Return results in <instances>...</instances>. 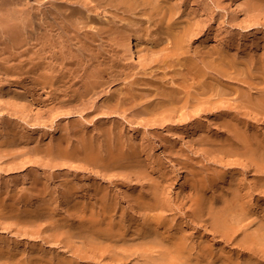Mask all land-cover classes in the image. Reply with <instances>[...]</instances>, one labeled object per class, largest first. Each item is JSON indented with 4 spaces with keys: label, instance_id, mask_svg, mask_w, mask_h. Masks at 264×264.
<instances>
[{
    "label": "bare ground",
    "instance_id": "6f19581e",
    "mask_svg": "<svg viewBox=\"0 0 264 264\" xmlns=\"http://www.w3.org/2000/svg\"><path fill=\"white\" fill-rule=\"evenodd\" d=\"M29 0H2V8L0 9V69L3 68V72L6 74V75H10L12 72H15L14 68L13 67H8V62L11 60V58H16V56L18 55H15L16 53L13 52V51H16L18 49H25L26 50V53L29 54V51L32 52L31 50L34 49L36 47V45L39 46V48L37 49H40V53H44L43 51H48V49L50 50H53L54 51V54H53V58L54 60L56 59H60L61 60V64L59 62H53L50 61V62H41V60H46V58L44 56V58L40 57L39 53H33L32 55H28V58L29 60H27L26 58V61H28V63L32 65V69H28V72L31 71L33 74H34V77H31L33 80L32 82H34V85L37 86H40V89H43V90H46V92L48 91L47 89H50V91L56 93L57 95H61L63 94L64 96L66 95L67 97L66 98H62L60 99L61 101V105L64 104L66 106L68 105H72V107L74 106L77 107L79 104L83 105L82 103L85 104V100L88 98V97H92L93 95H99L100 92H102L104 89H106L109 81L108 80H105V73L107 72V69L106 67L103 65V66H100L99 68H95V64H88V62L86 64H84L85 62H82L83 63V67L81 66L82 64H80L79 62L80 61H85L86 58L88 59L90 55H92V53L89 55V52L91 51V49H93V46L96 42L97 45H99L100 47L98 48H103L105 43L103 42V39L101 37H103V33L106 32V33H111L112 36L114 34H116V32L118 31V33L115 35H120L122 34L123 32L125 33V31H123L121 28L119 27H116L115 28V25L114 27L112 28H105L104 26H100L101 28V32L100 33V30H98L97 32L93 31L94 30V27L90 24L89 26H92V27H88L86 28L84 25L86 24L88 26L89 22H92V19L93 18H90L88 15V13L86 14L87 16L83 17V11L87 12L88 10H94L95 14L97 15L96 17H98V21H103L102 24L101 22H99L100 25H105L103 24L104 21H105V17L103 16V12H104V8L102 7L101 5V2H108L109 4V7H112L113 9H115V12H118L120 15L121 14H129V16H132V19L131 21H134V24L137 23L135 21H137V19H143V21H148L150 22V25L151 23L154 24L155 22H153L154 20H156V17L157 19L159 18V24L158 26H160L161 28V32L163 33L162 35H164V39L163 41H171L170 43H173V48L175 47V52H172L173 55L171 56H174V55H177V61L179 63V69H178V72L176 73L177 75V79L174 78V80H168L170 78H168L167 80L168 81H164V79H166L165 77H163L164 79L161 78V80H159L158 82H154L152 79V82L153 83H148L146 84L145 88L147 87V89H143L141 90L142 88H140L139 90H141V92H143V96L139 98V93L137 92L138 91V88H137V91H134L135 93H138V95H136L135 93H133V89H130L129 92L127 93H123V96H120L119 99H116V93L115 95L113 96H110L108 98H106L103 102V105L104 107H116V109L120 108V106H122L123 104H128V103H134V107H140L141 109H137L139 110L138 112V115L137 117L140 115L141 116H145L146 118L149 116H152L155 118L156 116V121L159 119H161L164 124L166 122H168V120H184L185 118H187V115L189 114L187 111H189L190 113L192 111H202L203 109H215L216 112H218L219 110H226V113L227 116L225 115V117L223 116H217L216 119H215V123L218 125H222L224 126V128L226 127L227 130L229 131V133H231V135L233 136L232 138V142H227V144H225L222 148L221 151H223L224 153L226 154H229L231 155L232 154V159L233 157L236 158V156L238 157H243V159H241V162L243 163L244 161V158H246L249 162L251 163V165L253 164L254 166L257 167V174H264V138L262 137V134H261V131L259 132L256 128V125L253 127V125H251L252 123L249 121L252 119L253 116H258V115H263L264 114V91L260 94V92L258 94H260L259 96H250V95H246V92L243 91L242 88V83L243 81H240V77L242 76V67H243V64H242V60H244V56L241 55L242 60L239 62H236V59H234L235 55L236 54H233L231 55V50L229 51L228 50H225L224 47H222L221 49H215V50H212V52H210V56L215 54L213 57L215 58H211L212 60L210 61L209 59H206L205 57L202 58V54L199 53V55L201 54V58H199L200 56L198 55V57L191 55L190 53V48H189V35H190V29H191V23L190 21L188 22L186 18H188L187 16L185 15H188L187 13L184 15L183 14V9L181 7H179L180 5V2L181 0L179 1V5L176 4L175 0H84L81 1V0H75V3H77L79 6V8L82 9V11L80 10V12L82 14L81 15V18H77V16L75 18L73 17H70L69 16H66V15H63L61 10L58 9L57 7H53V11H50V10H46L45 9V12L40 15H35L34 13L32 12H29L30 14H27L28 12L26 11V6L25 7V4L28 3ZM37 2H40L41 0H36ZM258 2H260L259 0H256ZM31 2V1H29ZM184 2V0H183ZM182 2V3H183ZM186 2V1H185ZM250 2V1H249ZM253 2V1H252ZM255 2V1H254ZM253 2V3H254ZM264 2V1H263ZM1 3V4H2ZM47 3V1L45 2ZM262 4V3H261ZM32 5L31 3H29V6ZM104 5V4H103ZM33 6V5H32ZM57 6V5H55ZM181 6V5H180ZM251 6V5H250ZM262 6V5H261ZM19 7H21V9H18ZM52 7V6H51ZM184 7V6H183ZM249 7V6H247ZM255 8H257L258 6H254ZM28 8H31V7H28ZM57 8V9H56ZM251 8V7H249ZM263 8V6H262ZM261 9V8H259ZM79 12V11H78ZM77 12L78 16H79V13ZM53 13H55L53 15ZM117 13V14H118ZM90 14V12H89ZM76 15V14H75ZM184 15V16H183ZM190 15V13H189ZM57 16V17H56ZM115 16V15H114ZM92 17V16H91ZM104 17V18H103ZM128 17V16H127ZM131 18V17H130ZM129 18V19H130ZM44 19H48V23L47 21H45ZM145 19V20H144ZM59 20V21H58ZM95 20V19H94ZM118 20V18H117ZM128 20V19H127ZM47 24H46V23ZM107 22V21H106ZM121 23V20L119 18V21ZM133 24V23H132ZM81 25H83L84 28H86V30L82 33L80 32L81 29H77V27ZM126 25H128L126 23ZM157 25V24H155ZM99 26V25H98ZM106 27H110L109 25H105ZM117 26V25H116ZM129 27H131L132 25L129 24L128 25ZM152 26V25H151ZM154 26V25H153ZM97 27V26H96ZM121 27V26H120ZM149 27V26H148ZM156 27V26H155ZM98 28V27H97ZM154 28V27H153ZM159 28V27H158ZM158 28H155L157 29V31L160 29ZM124 29V28H123ZM140 30V29H139ZM149 30V29H148ZM154 30V29H152ZM78 31V32H77ZM127 31V30H126ZM130 31V30H129ZM128 31V32H129ZM144 31V29L142 30ZM151 32V30H149ZM155 31V30H154ZM57 32V33H56ZM141 32V30H140ZM147 32V30L145 31ZM153 32V31H152ZM72 33V34H70ZM123 33V34H124ZM149 33V32H148ZM155 33V32H154ZM153 33V34H154ZM159 34V32H156ZM35 34L37 36H35ZM100 34V36H99ZM123 34H122V37H123ZM128 34V33H127ZM143 34V33H142ZM151 34V33H150ZM148 34V35H150ZM151 34V35H153ZM58 35V39L55 37H57ZM98 35L99 38H101L100 40H96V42H94V39L93 38L94 36ZM103 35V36H101ZM106 35V34H105ZM126 34H124L125 36ZM147 35V37H149ZM150 35V36H151ZM110 35V37H112ZM154 36V35H153ZM157 36V34L155 35V37ZM35 37V38H34ZM97 37V36H96ZM105 37V36H104ZM109 37V36H108ZM109 37V38H110ZM120 37V39H112L111 38V44L113 45V43L115 45H117V48L119 51H121V59H126L127 61H129L128 63H122L121 64V61H119L116 66L121 70V69H126L129 65V63H136L138 60L141 59V56L139 54V52L143 49V47H146L148 46L146 44V41L145 39L143 40V37L140 33H138V31H134L132 32L131 30V33L127 36H125L124 38ZM152 37V36H151ZM161 39L163 38V36H160ZM98 38V37H97ZM106 38V37H105ZM104 38V39H105ZM119 38V36H118ZM153 38V37H152ZM157 38V41H161L160 39L158 40V37ZM148 39V38H147ZM155 39V38H154ZM106 40V39H105ZM108 41V40H107ZM152 41L154 40H150V37H149V41L150 44H154L152 43ZM164 41V42H165ZM155 42V41H154ZM159 43V42H157ZM166 43V42H165ZM109 44V45H111ZM156 44V43H155ZM161 44V43H160ZM150 45V46H151ZM158 46V44H156ZM168 45V44H167ZM171 45V44H170ZM96 46V45H95ZM94 46V47H95ZM107 44L105 45V48H106ZM149 46V47H150ZM154 47V46H153ZM163 47V46H162ZM217 47V46H216ZM228 47V46H227ZM32 48V49H31ZM96 48V47H95ZM147 48V47H146ZM152 48V46H151ZM156 47H154L155 49ZM154 49H152L154 51ZM166 49V48H165ZM227 49V48H226ZM49 50V51H50ZM104 50V49H103ZM163 50V49H162ZM48 51V52H49ZM52 51V52H53ZM164 51V50H163ZM167 51V50H165ZM6 52H9L10 55L12 56L10 59L8 60H4V57L3 55L6 53ZM19 52V51H17ZM22 52V51H21ZM20 52V53H21ZM25 52V51H24ZM37 52H39V50H37ZM51 52V51H50ZM162 53V51H160ZM15 53V54H14ZM26 53L25 56L26 57ZM160 53V54H161ZM166 53V52H165ZM195 53V52H194ZM212 53V54H211ZM18 54V53H17ZM49 54V53H48ZM51 54H49L51 56ZM197 54V53H196ZM20 55V54H19ZM48 56V55H47ZM49 56V57H50ZM160 56V55H159ZM170 56V54H169ZM204 56V55H203ZM209 56V55H208ZM247 56V55H246ZM24 57V58H25ZM50 57V58H52ZM166 57V56H165ZM164 57V59H166ZM207 57V56H206ZM49 58V59H50ZM92 58V57H91ZM160 58V57H159ZM163 58V56H162ZM174 58V57H173ZM199 58V59H197ZM237 58V57H236ZM251 58V57H250ZM18 59H19V56H18ZM47 58V60H49ZM158 59V58H157ZM163 59V60H164ZM176 59V58H175ZM240 59V58H239ZM238 59V60H239ZM51 60V59H50ZM161 60V59H160ZM162 60V61H163ZM166 60L168 61H171L173 62L172 60H169V58H167ZM246 60V59H245ZM244 60V61H245ZM12 61V60H11ZM10 61V62H11ZM15 61V60H14ZM25 64L26 61H24V59L22 60ZM69 61V62H68ZM89 61V60H88ZM156 61V60H155ZM159 61V60H158ZM158 61H156V63H158ZM247 61V60H246ZM245 61V62H246ZM66 63H70V66L66 65ZM160 63V62H159ZM162 63V62H161ZM166 63V61H165ZM176 63V62H175ZM250 63L249 62V65L248 67H250ZM15 64V63H14ZM164 64V63H163ZM21 65V64H20ZM27 65V64H26ZM101 65V63H100ZM106 65V64H105ZM177 65V64H176ZM75 66V67H73ZM98 66V65H97ZM254 66V64L252 65ZM251 66V67H252ZM17 67V66H16ZM15 67V68H16ZM20 67V66H18ZM30 66H28L29 68ZM82 67V68H81ZM227 68L226 70L224 68ZM246 67V66H245ZM13 68V69H12ZM73 68V70H72ZM108 68V67H107ZM147 68V67H146ZM149 68V67H148ZM147 68V69H148ZM23 69V68H22ZM230 69V70H228ZM259 68H257L258 70ZM81 70V71H80ZM249 70V69H248ZM20 71V70H19ZM25 71V70H24ZM169 71V70H168ZM167 71V72H168ZM173 71V70H172ZM246 71V70H245ZM252 71V69H251ZM259 71V70H258ZM2 72V73H3ZM17 72V71H16ZM23 72V71H22ZM27 72V73H28ZM166 72V73H167ZM1 73V72H0ZM165 73V72H164ZM236 73V75H235ZM246 74L248 72H245ZM243 72V75L245 74ZM16 74V78H17V73ZM25 74V72H24ZM29 74V73H28ZM168 74V73H167ZM254 74V73H253ZM23 75V74H21ZM31 75V74H30ZM29 75V76H30ZM175 75V74H174ZM249 75V74H247ZM20 76V74H19ZM18 76V78H20ZM29 76H27L28 79ZM33 76V75H32ZM164 76V75H163ZM250 76V75H249ZM247 76V78L249 77ZM22 77V76H21ZM255 77H257L255 75ZM224 78V79H223ZM246 78V79H247ZM176 79V80H175ZM189 79L192 80V82L195 84V87L197 88V93L195 92V94H193L191 91V89L189 90L188 89V81ZM252 79V77H251ZM158 80L155 78V81ZM234 80H237L241 83V87H238V86H234ZM244 80V78H243ZM146 81V80H145ZM148 81V80H147ZM150 81V80H149ZM236 81V82H237ZM247 81V80H246ZM250 82V81H249ZM145 83V82H144ZM244 85H246L245 82H243ZM33 84V83H32ZM154 84V85H153ZM251 84V82H250ZM33 85V86H34ZM193 85V84H192ZM237 85V84H235ZM248 85V84H247ZM251 86V85H250ZM232 87H235V93H237V96L236 98H232V100H239L241 99V103H242V111L244 110L245 111V115L243 118L239 117L240 115V104L236 107H238V110L235 111V115L233 116V112H231L229 110L230 108V104L233 102H230V104L228 105L229 103V98H227L226 96L230 95L231 93L230 90L232 89ZM245 86H243L244 88ZM190 88V87H189ZM36 89V88H35ZM7 90V89H6ZM4 90V91H6ZM9 90V89H8ZM7 90V91H8ZM16 90V89H13V91ZM38 90V89H37ZM132 90V91H131ZM134 90L135 87H134ZM195 90V91H196ZM261 90H264L263 88ZM42 91V90H41ZM119 91V90H118ZM193 91V90H192ZM11 92V91H10ZM9 92V93H10ZM16 92V91H15ZM11 94L14 95V93ZM50 92V94H51ZM194 92V91H193ZM233 92H234V89H233ZM17 93V92H16ZM19 93V92H18ZM52 93V94H54ZM122 93V92H121ZM121 93H118V95H121ZM70 94V95H69ZM142 94V93H141ZM11 95V96H12ZM18 95V94H17ZM117 95V97H118ZM257 95V94H256ZM10 96V97H11ZM19 96H20V93H19ZM53 96V95H52ZM55 96V95H54ZM63 96V97H64ZM100 96V95H99ZM16 97V96H15ZM14 97V98H15ZM18 97V96H17ZM51 97V96H50ZM58 97V96H57ZM256 97V98H254ZM13 98V96H12ZM13 98V99H14ZM53 98V97H51ZM61 98V96H60ZM55 99V97H54ZM89 99V98H88ZM6 101V100H5ZM9 100H7L6 102H8ZM59 101V100H58ZM10 102V101H9ZM8 102V103H9ZM53 102V101H52ZM56 102V101H55ZM89 102V100H88ZM79 103V104H78ZM53 104V103H52ZM56 104V108H57V104L59 103H55ZM53 104V105H55ZM126 104V105H127ZM6 105V104H5ZM47 105V104H46ZM45 105V106H46ZM60 105V104H59ZM58 105V106H59ZM129 105V104H128ZM237 105V104H236ZM86 106V104H85ZM83 105V107H85ZM7 107V106H6ZM55 107V106H54ZM54 107L52 109H54ZM70 107V106H69ZM231 107H234L235 106H231ZM60 108V107H58ZM57 108V109H58ZM67 108V107H66ZM132 108V107H130ZM5 109V108H4ZM7 109V108H6ZM5 109V110H6ZM51 109V108H50ZM49 109V110H50ZM63 109H64V106H63ZM68 109V108H67ZM71 109V107H70ZM83 109V108H81ZM80 109V110H81ZM104 109V108H103ZM107 109V108H105ZM105 109H104V112H105ZM110 109L111 112L109 113H112L113 114V111L115 110H111V108H108V110ZM135 109V108H134ZM233 109V108H232ZM237 109V108H236ZM73 110V109H72ZM85 110V109H84ZM88 110V109H87ZM86 110V111H87ZM97 110V109H95ZM94 110V111H95ZM137 110L135 109L134 111V114L137 112ZM230 112H229V111ZM235 110V109H234ZM3 111V110H2ZM64 111V110H63ZM78 110H76L77 112ZM90 111V110H89ZM93 111V110H91ZM91 111L90 113H87L85 114L86 116L88 114H91ZM102 111V110H101ZM132 111H133V108H132ZM207 111V110H206ZM211 111H214V110H211ZM7 112V111H6ZM9 112V111H8ZM18 111L14 112V113H17ZM46 112V111H45ZM54 112H55V109H54ZM53 112V113H54ZM58 112V111H57ZM82 112V110H81ZM85 112V111H84ZM82 112V113H84ZM117 112V111H116ZM203 112V111H202ZM215 112V113H216ZM223 112V111H222ZM48 113V112H46ZM50 113V112H49ZM51 113V114H53ZM61 113V112H60ZM59 113V116L64 114H60ZM108 113V114H109ZM115 113V112H114ZM119 113V112H117ZM194 113V112H193ZM198 113V112H196ZM201 113V112H200ZM256 114V115H251V114ZM11 113H9L10 115ZM81 114V113H80ZM79 114V115H80ZM116 114V113H115ZM199 114V113H198ZM19 115V113H18ZM47 115V114H46ZM49 115V114H48ZM54 115V114H53ZM68 116V115H71V111H68L65 113V116ZM73 115V114H72ZM96 115H100L99 117L96 116ZM94 115L92 118H97V119H104L105 121L107 120V113L104 114L103 112L101 114H96ZM111 115V114H109ZM217 115V114H216ZM224 115V114H223ZM250 115L252 117H250ZM57 116V114L55 115ZM63 116V115H62ZM61 116V118H63ZM118 116V115H117ZM161 116V118H160ZM199 116V115H198ZM233 116V117H231ZM19 117V116H18ZM17 115L14 116V118H18ZM22 117V116H20ZM19 117V118H20ZM51 117V116H49ZM53 117V116H52ZM80 117V116H79ZM82 117V116H81ZM113 117V116H112ZM135 116V118H137ZM196 117H197V114H196ZM227 117V118H226ZM250 117V118H249ZM24 118V117H23ZM54 118H57V117H54ZM67 118V117H66ZM83 118V117H82ZM82 118H79V119H82ZM106 118V119H105ZM141 118V117H140ZM159 118V119H157ZM258 117H256L257 119ZM26 120V118H24ZM22 119V120H24ZM50 119V118H49ZM53 119V118H52ZM64 119V118H63ZM112 119V118H110ZM139 119V118H138ZM143 119V117L141 118ZM152 119V118H151ZM149 119V120H151ZM21 120V119H20ZM21 120V121H22ZM47 120V119H46ZM51 120V119H50ZM55 120V119H53ZM58 120V119H57ZM93 121V119H90ZM98 122V126H94L96 127L99 131L98 134H100L99 136V139L97 140V138H95V135L96 133H92V130L89 129V127L87 126V124L85 125L84 124V119L83 120H80V121H75V122H72L73 125H72V130L71 132H73V136L74 137H66L65 135H61L60 138L56 137V144L54 146H49L47 148H42V147H32L33 150L37 153H42L44 154L46 157L48 158H53L55 157V162L53 164V167L54 168H59V166H62L64 167V165L67 164V162L69 161H74V163L70 162L71 164H75V161L76 162H79V163H84L85 166H87L86 164L92 165L97 167V168H102V169H106V170H109L108 172H110L112 169H115L116 167H118L119 169L122 168H125V170L127 171V169H139L143 163V155H145L144 153H146V151L144 149H140L138 148V144L136 142H134L135 140H129L128 142H126L124 140V133L122 132L123 130H121V128L119 127V125H117V121L114 120V122L116 121L117 123L115 124H111L108 126L107 123H105V121L103 122V120H101V122ZM153 120V119H152ZM167 120V121H166ZM188 120V119H187ZM186 120V121H187ZM190 120V119H189ZM188 120V121H189ZM255 120V119H254ZM253 120V121H254ZM17 121V120H16ZM19 121V120H18ZM17 121V122H18ZM48 121V120H47ZM95 121V120H94ZM98 121V120H97ZM108 121H109V118H108ZM145 121V119H144ZM155 121V122H156ZM157 121V122H158ZM166 121V122H165ZM185 121V123H186ZM252 121V120H251ZM256 121V120H255ZM26 123V121H24ZM71 122V121H70ZM86 122V121H85ZM90 122V121H89ZM110 122V121H109ZM108 122V123H109ZM142 122V121H141ZM148 122V121H145V123ZM150 122V121H149ZM176 122V121H174ZM178 122V121H177ZM257 122V121H256ZM23 123V122H22ZM52 123V122H51ZM95 123V122H94ZM121 123V122H120ZM143 123V124H145ZM162 123V122H161ZM180 123V121H179ZM178 123V124H179ZM182 123V122H181ZM180 123V125H181ZM184 123V124H185ZM254 123V122H253ZM69 124V122H68ZM71 124V123H70ZM69 124V125H70ZM97 124V123H96ZM95 124V125H96ZM139 124V123H138ZM149 124V123H148ZM152 124V123H151ZM158 124V123H157ZM155 124V125H157ZM160 124V123H159ZM256 124V123H254ZM53 125V124H52ZM62 125V124H61ZM147 125V124H146ZM150 125V124H149ZM147 125V126H149ZM154 125V123H153ZM163 125V123H162ZM16 126V125H15ZM24 127V125H19V127ZM63 126V125H62ZM158 126V125H157ZM164 126V125H163ZM8 127H10V125H8ZM18 127V126H16ZM18 127V129H19ZM23 127L21 128L23 130ZM26 127V126H25ZM60 127V125H59ZM58 127V128H59ZM69 127V126H68ZM67 127V128H68ZM122 127V126H121ZM150 127V126H149ZM192 128V130H201V121L198 122V124H196V126H190ZM6 128V127H5ZM13 128V127H11ZM15 128V127H14ZM27 128V127H26ZM56 128V129H58ZM71 128V127H70ZM2 129V128H1ZM0 129V131H1ZM17 129V128H16ZM17 129V131H19ZM62 129H64V127H62ZM95 129V128H94ZM190 129V128H189ZM8 130V129H7ZM5 130V131H7ZM14 130V129H13ZM12 130V131H13ZM4 129H3V132H5ZM15 131V130H14ZM55 131V130H54ZM62 131V130H61ZM69 133H70V130H68ZM180 131V132H179ZM179 135L181 133V130H179ZM20 132V131H19ZM22 132V131H21ZM65 132L66 131V128H65ZM94 132V130H93ZM97 132V131H95ZM177 132V130H176ZM192 132V131H191ZM8 133V131H7ZM10 133H13L10 131ZM18 133V132H17ZM28 135L29 132H24ZM51 133V132H50ZM64 133V132H63ZM123 133V134H122ZM9 134V133H8ZM48 134V133H47ZM67 134V133H66ZM4 135V134H2ZM5 135H6V132H5ZM14 135V134H13ZM12 135V136H13ZM16 135V133H15ZM14 135V138L17 136ZM19 135V134H18ZM22 135V134H21ZM26 135V136H27ZM70 135V134H68ZM67 135V136H68ZM175 135V134H174ZM208 134H205L203 136H199L201 142L203 144H208L210 143V139L212 138H209V136H207ZM230 135V134H229ZM10 136V135H9ZM9 136L7 135V138L9 139ZM20 136V135H19ZM18 136V138H19ZM29 136V135H28ZM50 138L52 137V133L51 135H49ZM124 136V137H123ZM177 136V135H175ZM4 137V136H3ZM11 137V136H10ZM21 137V136H20ZM30 137V136H29ZM28 137V138H29ZM44 137V136H43ZM54 137V136H53ZM98 137V136H96ZM182 137V136H181ZM179 137V138H181ZM211 137V136H210ZM5 138V137H4ZM1 137V139H4ZM5 139L8 141V139ZM22 138V137H21ZM58 138V139H57ZM145 138V137H144ZM198 138V139H199ZM27 139V138H26ZM31 139L34 140V138H30V140H26L28 142L26 143H29L31 142ZM53 139V138H52ZM126 139V138H125ZM132 139V138H131ZM134 139V138H133ZM164 139H167V138H162ZM169 139V138H168ZM167 139V141H168ZM183 138H181V141H182ZM13 140V139H12ZM19 140V139H18ZM17 140V137H16V140H14V142H18ZM24 138L22 139V142H23ZM32 140V141H33ZM42 140V139H41ZM48 140V141H49ZM54 140V139H53ZM53 140H50L49 143H51ZM148 140V139H146ZM173 140V139H172ZM171 141H168V142H172ZM175 140V139H174ZM177 140V139H176ZM199 140V141H200ZM11 141V140H10ZM21 142V140H19ZM43 141V140H42ZM45 141V140H44ZM179 141V140H178ZM197 141V140H196ZM198 141V142H199ZM212 141V140H211ZM214 143H215V140H213ZM13 142V143H14ZM167 142V143H168ZM180 142V141H179ZM178 142V143H179ZM4 142L3 141H0V148L1 150L2 149H5V146L3 144ZM7 143V142H5ZM13 143H10L11 145ZM40 143V141H39ZM46 143V142H45ZM55 143V141H54ZM52 143V144H54ZM166 143V142H165ZM168 143V144H170ZM176 143V141L173 142V144ZM213 143V142H211ZM18 144V143H17ZM37 144V142H36ZM43 144V143H41ZM40 144V145H41ZM167 144V145H168ZM183 144V143H182ZM8 145V144H7ZM22 146H25V140H24V145L23 144H20ZM19 145V146H20ZM29 145V144H28ZM32 145V144H31ZM31 145H30V148L31 149ZM38 145V144H37ZM172 145V144H171ZM175 145V144H174ZM18 146V145H17ZM141 146V145H140ZM139 146V147H140ZM147 146V145H146ZM145 146V147H146ZM184 146V145H183ZM10 147V146H9ZM8 147V148H9ZM13 147V145H12ZM11 147V148H12ZM16 147V145H15ZM45 147V146H44ZM144 147V148H145ZM150 146H148L149 148ZM170 147V146H169ZM172 147V146H171ZM170 147V148H171ZM182 147V145H181ZM187 147V146H186ZM185 147V148H186ZM141 148H143L141 146ZM152 148V147H151ZM183 148V147H182ZM147 149V147H146ZM150 149V148H149ZM173 148H171L172 150ZM7 150V148L5 149V151ZM14 150V149H13ZM151 150V149H150ZM175 150V148L173 149ZM172 150V151H173ZM180 150V149H178ZM181 150H184L181 149ZM19 151V150H18ZM17 151V152H18ZM20 151H22V149H20ZM32 151V150H31ZM149 152V150H147ZM152 151V150H151ZM150 151V152H151ZM8 152V151H7ZM16 152V151H15ZM23 152V151H22ZM21 152V153H22ZM26 153L28 151H25ZM33 152V151H32ZM147 152V154L150 156L151 153L149 154ZM179 152V151H178ZM183 152V151H182ZM222 152V154H223ZM11 153V152H10ZM20 153V152H19ZM20 153V154H21ZM30 153V151H29ZM170 153V151H169ZM173 153V152H172ZM175 153V152H174ZM185 153V151H184ZM25 154V153H23ZM171 154V153H170ZM187 154V151L186 153ZM233 154H235L236 156H233ZM2 156V154H0ZM17 155V154H16ZM15 155V156H16ZM22 155V154H21ZM26 155V154H25ZM24 155V156H25ZM148 155H146L148 157ZM178 155V154H177ZM188 155V154H187ZM225 155V154H224ZM223 155V156H224ZM1 156H0V159H1ZM6 156V155H5ZM10 154L7 156L9 157ZM42 156V155H40ZM152 156V155H151ZM172 156V154H171ZM184 155L181 154V158H183ZM226 156V155H225ZM224 156V157H225ZM228 156V155H227ZM4 157V156H3ZM12 157V156H11ZM17 157V156H16ZM19 157V156H18ZM27 157V156H26ZM35 157V156H34ZM180 157V156H179ZM229 157V156H228ZM237 157V158H238ZM6 158V157H5ZM13 158V157H12ZM20 158V157H19ZM22 158V157H21ZM25 158V157H24ZM152 158V157H151ZM226 158V157H225ZM234 158V159H235ZM3 159V158H2ZM1 159V160H2ZM41 159V158H40ZM39 159V161H40ZM46 159V158H45ZM150 159V158H149ZM148 159V160H149ZM223 159V158H222ZM229 159V158H228ZM231 159V160H232ZM233 159V160H234ZM245 159V161H246ZM7 160V159H6ZM54 160V159H53ZM151 160V159H150ZM185 160V158L183 159ZM181 160V161H183ZM16 162V160H14ZM23 161H26V160H23ZM22 161V162H23ZM38 159L35 161L37 162ZM39 161H38V164H39ZM42 161V160H41ZM64 161V162H63ZM180 161V162H181ZM240 161L239 159H236L234 160L235 164ZM21 162V161H20ZM216 162V161H215ZM213 162V163H215ZM228 162V161H227ZM226 162V164H227ZM233 167L235 164H233L234 162L233 161H229ZM247 162V161H246ZM11 163V162H10ZM25 163V162H23ZM69 163V164H70ZM150 163V161H149ZM154 163V162H152ZM183 163L184 165H186V161H183L181 162ZM217 163V162H216ZM228 163V166H230L231 164ZM26 164V163H25ZM28 164H32V163H28ZM35 164V163H34ZM159 164V163H158ZM158 164H157V168H158ZM237 164H241L240 162L237 163ZM244 166L245 164L247 165V163H243ZM242 164V165H243ZM13 166V164H11ZM16 165H17V162H16ZM24 165V164H23ZM36 165V164H35ZM151 165V164H150ZM153 165V164H152ZM151 165V166H152ZM160 165V164H159ZM162 165V164H161ZM190 165V164H189ZM250 165V164H249ZM248 165V166H249ZM250 165V166H251ZM10 166V168L12 167ZM19 166V165H18ZM17 166V167H18ZM25 166V165H24ZM67 166V165H66ZM65 166V167H66ZM79 166V165H78ZM84 166V167H85ZM88 166H87V170L88 171ZM143 166V165H142ZM155 166V165H154ZM241 166V165H239ZM42 167V166H41ZM61 167V168H62ZM71 167V166H70ZM69 167V168H70ZM81 167V166H80ZM84 167L82 170H84ZM90 167V166H89ZM191 167H192V164H191ZM238 167V166H237ZM243 167V166H241ZM247 167V166H246ZM246 167H243L244 169ZM255 167V168H256ZM22 168V167H21ZM60 168V169H61ZM74 168V166H73ZM72 168V169H73ZM76 168V167H75ZM75 168L73 170H75ZM93 168V167H92ZM96 168V169H97ZM117 168V169H118ZM240 168V167H239ZM242 168V169H243ZM248 168H251V167H247V170ZM14 169V168H13ZM31 169V168H30ZM36 168H33L32 170H34ZM128 169V170H129ZM155 167L153 168V170L155 171ZM166 169V167L164 168V165H162V167L158 170L159 171V179H158V176L156 177L159 181L156 183V187L154 189V193L151 194V195H147V196H144L143 194L140 193L139 191V195L138 193L136 194L137 195V200L134 199L133 197V200H134V203L136 201V204L138 206V208H140L141 210H143L144 212V219H143V222H142V225H140L139 229H135L134 227L136 226H133V227H129L128 228V231H124L122 230V226H120L119 228L118 227H115V222L112 223V221L110 222H106L108 221L105 220L106 218V215H108L111 211H116L117 210V206H119L120 202H119V199L118 197L115 198V199H111V196L113 195H110L111 194V190L107 189L106 188H103V185L100 186V182H96L97 184H94L93 183L91 184V187H86L87 188V191L84 193L81 191L83 188V182L80 183V185H82V187H79L78 188V185L75 186L73 183V181H71V179H68L70 176L68 175H71V174H68L66 172H63L66 177V179L63 180V177L62 175L59 174H56L57 176L60 175L62 177V179L60 178V180H63L62 183H60L62 185V188H63V194L65 195V199L64 197H62L64 200L63 202V207L64 208H67V209H70L74 214L72 215L75 216L77 215V213H81V216H83L84 218V211L86 212L89 208V203L86 202V200H88V198H85L88 196H90L92 198V202H90L91 204V210H93V214H95V211L96 209L98 208L99 209V212H98V216L100 214L101 217L100 218V221L102 219V225L103 226H100V225H97V222L95 224L92 223V225L94 224V228L91 227H88V223L86 222V225H84L83 222H78V224H76L79 228H81L83 230L86 229V231L83 232L84 233H91L90 236L93 235L94 236H101L102 238L99 237V239L103 242H106V240H108L109 244H108V248L106 247V245H103V247L105 246L107 249L109 248H113L115 249V252L118 250L119 252H121L123 254L126 253L125 255L127 257L132 258L133 256H136L137 258L134 259V260H139L137 261V264H264V223H260L258 225H255V226H252L250 225L249 223H246V224H242L243 220L249 215L248 211H247V205L249 203V198L247 197L246 198V195L247 194H243L242 190L243 188L245 187V185H243L241 183V187H236V185L238 184L240 186V181H242V179L240 180V178H238L239 182L236 184L235 182L237 181H233L231 179V177H234V175L230 176V181H229V191H230V195H224L225 197L222 199V202H221V206H215L217 204H215V202L212 200L210 201V206H208V204L206 205V202L204 204V201L206 200H202L203 195L202 196V192L203 190L206 189L207 185L209 184V182L211 181L210 180V177H205L204 173H203V169L200 168L199 170L197 169H194L192 167L191 169V174L195 177H193V180L194 181H197V185H193L197 190H200L198 191V195L197 197H195L194 199H192V206H196L198 208V211H194L191 213V217H195V219H198L199 221L203 218V215H204V211H205V208L202 209L201 207H204V206H207V210L210 214V218L212 220L213 224L212 228H215L214 230L211 228V225H210V222H209V226L210 228L216 233V235L219 234L220 236V240L219 242L220 243H223L226 241V244L227 245H231L230 244V241L233 240V236H235L238 232L244 230V236L240 238V248L242 247L244 250H246L245 252L248 254V256H239V254L236 256V254H232L231 250H229L228 252H222L220 253L218 256L215 255V252L213 251V242H210V241H207V242H203L202 244H199L197 245V240H196V237L193 235V232L189 231L191 229V224L193 221H196L195 219L192 221L191 217L189 216L190 212H191V209L188 208V216L190 217L188 220H187V212L186 213H182L181 212H178L180 209V206L178 207V209L175 208L174 204H173V199H172V194L168 193V191H170L169 187L171 188V186L169 185V175L164 171ZM252 169H253V166H252ZM16 170H20V169H17ZM23 170V169H22ZM37 170V169H36ZM57 170V169H56ZM59 170V169H58ZM81 170V168L79 169ZM90 170V169H89ZM95 169H91V171H94ZM98 170V169H97ZM97 170L95 172H97ZM121 170V171H122ZM142 170V169H141ZM145 170V169H144ZM237 170V169H236ZM246 170V169H245ZM245 170H244V173H245ZM250 170V169H249ZM248 170V173L252 172L250 171L249 172ZM55 171V170H54ZM76 171V170H75ZM78 171V170H77ZM103 171V170H102ZM119 171V170H118ZM130 171V170H129ZM238 171H240V169H238ZM237 171V172H238ZM243 171V170H242ZM33 171H31L32 173ZM39 172V171H38ZM42 172V171H41ZM59 172V171H58ZM70 172V171H69ZM73 172V171H72ZM101 172V170L99 169V171L97 173ZM105 173V171H103ZM107 172V173H108ZM133 172V171H132ZM153 172V171H152ZM157 172V171H156ZM30 173V172H29ZM30 173V175H31ZM43 173V172H42ZM55 173V172H54ZM57 173V172H56ZM62 173V174H63ZM76 173V172H75ZM117 175H118V172H116ZM129 174L131 172H128ZM136 173V172H134ZM202 173L204 175H202ZM214 173V172H213ZM211 173V174H213ZM217 173V172H216ZM215 173V174H216ZM233 173V172H231ZM247 173V172H246ZM247 173V174H248ZM254 173L255 170H254ZM37 174V173H36ZM40 174V173H39ZM102 174L103 176V173H100ZM153 174V173H152ZM170 174V173H169ZM222 174V173H221ZM225 174V173H224ZM228 174V173H227ZM243 174V172H242ZM34 175V174H32ZM55 175V174H54ZM77 175V173L75 174ZM79 175V174H78ZM110 175V174H109ZM108 175V176H109ZM115 174V176H117ZM136 175V174H135ZM210 175V174H209ZM246 175V174H245ZM244 175V176H245ZM15 176V175H14ZM28 176V174H27ZM51 177V175H49ZM53 176V174H52ZM68 176V177H67ZM83 176V175H82ZM81 176V177H82ZM97 176V175H96ZM112 176V175H111ZM128 176V175H127ZM208 176V174H207ZM220 173H219V177H220ZM224 176V175H223ZM228 176V175H227ZM237 176V174H236ZM241 176V175H240ZM259 176V175H257ZM262 175H260L261 177ZM264 176V175H263ZM25 177V176H24ZM47 177V176H46ZM74 177V176H73ZM71 177V178H73ZM84 177V176H83ZM99 177V176H98ZM101 177V176H100ZM114 177V175H113ZM112 177V178H113ZM118 177V176H117ZM126 177V176H124ZM215 177V175H214ZM217 177V176H216ZM218 177V178H219ZM222 177V176H221ZM239 177V176H238ZM242 177V176H241ZM247 177V176H246ZM259 177V180H264L263 177H261L262 179H260ZM11 178V177H10ZM17 178V177H15ZM13 178V179H15ZM42 178V177H41ZM41 178L38 177V174L37 175H34L30 178V182L31 184L33 185V187L25 194H21L20 195H17V194H10L9 192L6 194V196H2V192H0V218H3V219H7V220H15V221H21L20 219H22L21 223L23 225V222L26 223L28 222V219L30 220V217L31 214L34 213V209L32 210L30 205H31V202H27L25 200V198L27 199V195L31 194V193H35L36 195V192L37 194H41L44 191H46L47 193V187H46V184H43L44 182H41ZM48 178V177H47ZM56 178V176L54 177ZM76 178H79L78 176ZM109 177H103V181L105 182H108L107 179ZM111 178V177H110ZM121 178V177H120ZM127 178V177H126ZM236 178V177H235ZM234 178V179H235ZM25 179L27 180V178L25 177ZM100 179V178H99ZM102 179V178H101ZM122 179V178H121ZM120 179V180H121ZM222 179V178H221ZM220 179V180H221ZM245 179V178H244ZM243 179V180H244ZM21 180V179H20ZM51 180H52V177H51ZM81 180V178H80ZM89 180V179H88ZM97 180V178H96ZM95 180V181H96ZM116 180V179H115ZM119 180V179H117ZM116 180V181H117ZM119 180V181H120ZM129 180V178H128ZM150 180V179H149ZM155 180V179H154ZM223 180V179H222ZM237 180V179H235ZM5 181V180H4ZM10 181V180H9ZM15 181V180H13ZM17 181V180H16ZM28 181V180H27ZM28 181V183H29ZM58 181V180H57ZM79 180H77L78 182ZM94 181V182H95ZM110 181V180H109ZM112 181V180H111ZM114 181V179H113ZM122 181V180H121ZM193 181V182H194ZM47 182V181H46ZM45 182V183H46ZM56 182V181H55ZM76 182V184H78ZM126 182V181H125ZM218 182L217 178H212V185H214L213 183H216ZM228 182V181H226ZM259 182V181H258ZM262 182V181H261ZM4 183V182H3ZM9 183V182H8ZM19 184H21V182H18ZM42 183V184H41ZM48 183V182H47ZM53 183V182H51ZM59 184V182H57ZM85 183V182H84ZM102 183V182H101ZM114 183V182H113ZM112 183V184H113ZM151 183V181H150ZM153 183V182H152ZM151 183V185H152ZM196 183V182H195ZM219 183V182H218ZM223 183V181L221 182ZM220 183V184H221ZM236 185H235V184ZM0 184H1V180H0ZM6 184V183H5ZM11 184H12V181H11ZM14 185L16 183H13ZM57 184V185H58ZM88 184V183H87ZM100 184V185H99ZM193 184V183H192ZM225 184V183H224ZM9 185V184H8ZM28 185V184H27ZM26 185V186H27ZM52 185V184H51ZM56 185V186H57ZM93 185V186H92ZM119 185V184H118ZM154 185V184H153ZM191 185V184H190ZM217 185V183H216ZM215 185V186H216ZM219 185V184H218ZM237 185V186H238ZM255 185V184H254ZM264 185V184H263ZM17 186V185H16ZM31 187V185H28ZM49 186V184H48ZM53 186V185H52ZM87 186V185H86ZM89 186V184H88ZM105 186H106V183H105ZM111 186V185H110ZM113 186V185H112ZM116 186V185H114ZM162 186V187H161ZM192 186V185H191ZM192 186V188H193ZM214 186V187H215ZM258 186V184H257ZM3 187V186H2ZM29 187V188H30ZM85 187V185H84ZM126 187V186H125ZM260 187V186H259ZM20 188H22L20 186ZM56 188V187H54ZM58 188V187H57ZM61 188V186H60ZM82 188V189H81ZM115 188V187H114ZM124 188V187H123ZM153 188V186H152ZM160 188L162 189V191L160 190ZM194 188V190H195ZM205 188V189H204ZM212 188V187H211ZM12 189V188H11ZM15 189V187L13 188ZM25 189V188H23ZM21 189V190H23ZM111 189V188H110ZM113 189V188H112ZM213 189V188H212ZM254 189V188H252ZM256 189V188H255ZM258 189V188H257ZM256 189V190H257ZM260 189V188H259ZM258 189V190H259ZM1 190V189H0ZM3 190V188H2ZM5 190V189H4ZM10 190V189H9ZM61 189H58L57 191H59ZM84 190V189H83ZM142 190V189H141ZM150 190V189H149ZM148 190V191H149ZM172 190V189H171ZM245 190V189H244ZM251 190V189H250ZM255 190V191H256ZM262 190V188H261ZM260 192H263L261 191ZM7 191V190H6ZM15 191V190H14ZM27 191V190H25ZM51 191V190H50ZM81 191V192H80ZM111 191V192H109ZM125 191V190H124ZM128 191V190H127ZM153 191V189L151 190ZM150 191V192H151ZM161 191V192H160ZM206 191V190H205ZM4 192V191H3ZM55 192V191H54ZM149 192V193H150ZM171 192V191H170ZM195 192V191H194ZM200 192V193H199ZM210 192V191H209ZM52 193V192H51ZM50 193V195H51ZM57 193V192H55ZM60 193V191H59ZM59 193H58V196H59ZM113 193V192H112ZM129 193V192H127ZM125 193V194H127ZM131 194L134 195V192L132 193L130 191ZM129 193V194H130ZM144 193V192H143ZM152 193V192H151ZM206 193V192H204ZM245 193V192H244ZM4 194V193H3ZM48 194V193H47ZM61 194V195H63ZM228 194V193H227ZM5 195V194H4ZM45 195V194H44ZM54 195V193H53ZM57 195V194H56ZM116 195V194H115ZM31 196V195H30ZM33 198H34V195H32ZM37 196V195H36ZM39 196V195H38ZM41 196V195H40ZM43 196V195H42ZM48 196V195H47ZM46 196V197H47ZM127 198H128V194L126 195ZM45 197V198H46ZM51 196H49L50 198ZM53 197V196H52ZM57 197V196H56ZM115 197V196H114ZM132 197V196H131ZM208 197V196H206ZM212 197V196H210ZM209 197V198H210ZM29 198V196H28ZM39 197L36 198V200L38 199ZM44 198V197H43ZM48 198V197H47ZM46 198V199H47ZM54 198V197H53ZM59 198V197H58ZM61 198V200H62ZM136 198V197H135ZM45 199V200H46ZM206 199V198H205ZM212 199V198H210ZM214 199V198H213ZM35 200V199H34ZM33 200V201H34ZM34 201L35 204L37 203V201ZM39 200V199H38ZM44 200L41 198V201ZM44 200V201H45ZM50 200V199H49ZM55 200V199H54ZM95 200V202H93ZM251 200V199H250ZM32 201V199H31ZM53 201L52 199L50 200V202ZM58 201V200H57ZM91 201V200H90ZM216 201V200H215ZM246 201V202H245ZM40 202V201H39ZM56 203V200L53 201V203ZM119 202V203H118ZM183 202V201H182ZM207 202H209V199L207 200ZM33 203V202H32ZM41 203V202H40ZM39 203V204H40ZM48 203V201L46 200L45 202H42L40 204V206H38V208L40 207H43L44 205L46 206V204ZM53 203H51V205H53ZM59 203V202H57ZM251 203V202H250ZM34 204V205H35ZM38 204V203H37ZM49 205V204H48ZM47 205V206H48ZM135 205V204H134ZM219 205V203H218ZM45 206L43 208H41V211L39 212L36 208V212H39L38 214L40 216H42L43 212L46 211V213H48V208H45ZM55 206V204H54ZM53 206V208H54ZM59 206V205H57ZM55 206V207H57ZM178 206V205H177ZM191 206V205H190ZM189 206V207H190ZM37 207V205H36ZM135 207V206H134ZM183 207V206H182ZM185 207V206H184ZM195 207V208H196ZM34 208V207H32ZM137 208V209H138ZM192 208V207H191ZM196 208V209H197ZM43 209V210H42ZM62 210V207L59 208ZM66 209V210H67ZM97 209V210H98ZM139 209V210H140ZM187 209V208H186ZM193 209V208H192ZM57 210V209H56ZM56 210L54 212H56ZM194 210V209H193ZM192 210V211H193ZM58 211V210H57ZM65 211V210H64ZM69 211V210H67ZM182 211V210H180ZM184 211V210H183ZM53 212V211H52ZM53 212V213H54ZM60 212V211H59ZM58 212L57 215H60ZM63 212V210H62ZM66 212V211H65ZM63 212L62 214L64 215ZM185 212V211H184ZM51 214V212H49ZM67 213V212H66ZM65 213V214H66ZM71 213V212H69ZM146 213V214H145ZM180 213V214H179ZM55 214V213H54ZM53 215H50V216H54ZM61 214V215H62ZM88 215V213H86ZM114 214V213H113ZM116 214V213H115ZM176 215L178 214L177 216H175L176 218L180 215V220L177 221L176 218L172 215ZM37 215V213H36ZM44 216H46L45 214H43ZM62 215V216H63ZM110 215V214H109ZM108 215V216H109ZM112 215V213H111ZM118 215V213L116 214ZM120 215V214H119ZM142 215V214H141ZM169 215L172 217V219L169 217ZM69 216V215H68ZM71 216V215H70ZM86 216V215H85ZM96 216V215H95ZM25 217V218H24ZM37 217V216H36ZM35 215H34V218H36ZM49 217V216H47ZM46 217V218H47ZM56 217H60V216H56ZM55 217V219H56ZM65 217V216H64ZM77 217V216H76ZM75 217V219H76ZM88 217V216H87ZM87 217H85L84 219H86ZM92 217V215H91ZM88 218V219H91ZM113 217V215H112ZM111 218V220H113ZM116 217V216H115ZM124 218V216H122ZM33 217L31 216V219ZM50 218V217H49ZM68 218V217H67ZM81 218V217H80ZM99 218H98V222H99ZM109 218V217H108ZM119 217L117 216V219ZM208 218H209V215H208ZM37 219V218H36ZM35 219V220H36ZM41 219V218H40ZM52 219V217H51ZM54 219V217H53ZM58 219V218H57ZM64 219V218H62ZM69 219V218H68ZM74 219V218H73ZM74 219V220H75ZM133 221L135 222V219L132 218ZM138 219V218H136ZM207 219V218H206ZM38 220V219H37ZM59 220V219H58ZM65 220V223L62 224L63 226L66 225V218L64 219ZM72 220V219H71ZM77 220H79L77 218ZM82 220V219H81ZM105 223H104V221ZM115 220V219H114ZM113 220V221H114ZM122 220V219H120ZM125 220V219H124ZM50 221V220H49ZM69 221V220H68ZM67 221V222H68ZM89 221H92V220H89ZM96 221V220H95ZM132 221V220H131ZM138 221V220H137ZM205 221V220H204ZM263 221V220H262ZM6 222V221H5ZM14 222V221H13ZM13 222H12V225H13ZM33 222V221H32ZM62 222V221H60ZM70 222V221H69ZM122 222V221H120ZM141 222V221H140ZM202 222V221H201ZM200 222V223H201ZM31 223V222H30ZM55 223V222H53ZM57 223V222H56ZM59 223V222H58ZM73 223V222H72ZM104 223V224H103ZM118 223H119V220H118ZM123 223V222H122ZM196 223V222H195ZM204 223V222H202ZM241 223V224H240ZM11 223H9L8 225H10ZM18 224V223H17ZM52 224V223H51ZM61 224V223H60ZM70 224V223H69ZM98 224H101L98 223ZM114 224V225H113ZM117 224V223H116ZM126 224V223H125ZM123 223V225H125ZM128 224V223H127ZM131 225H134L132 223H130ZM129 224V225H130ZM137 224V223H135ZM208 223H206L207 225ZM241 228H240V225ZM53 225V224H52ZM55 225V224H54ZM59 225V224H58ZM61 225V227H63ZM75 224L72 225V227L76 226ZM97 225V226H96ZM121 225V224H120ZM198 226L199 223L197 224ZM15 226V225H14ZM20 226V225H18ZM32 226V225H31ZM30 226V227H31ZM70 226V225H69ZM68 226V227H69ZM117 226V225H116ZM119 226V224H118ZM127 226V225H126ZM16 227V226H15ZM28 227V226H27ZM66 227V226H65ZM64 227V228H65ZM86 227V228H85ZM255 227V228H254ZM53 228V226H52ZM58 228V227H56ZM67 228V227H66ZM87 228H91L89 231L87 230ZM127 228V227H125ZM60 230V228H58ZM76 229V228H74ZM73 229V231H74ZM78 229V228H77ZM76 229V230H77ZM56 230V229H54ZM53 230V231H54ZM66 230L69 231L71 230V228L68 230V229H65L63 232L66 233ZM79 230V229H78ZM212 230H209V232H213ZM90 231H93V232H90ZM208 231V230H207ZM206 231V232H207ZM26 232V231H24ZM72 232V230H71ZM76 232H79V231H76ZM82 232V234H83ZM210 232V233H211ZM27 233V232H26ZM57 233L60 234V231ZM62 233V231H61ZM64 233L63 234V237H64ZM73 233V232H72ZM81 233V232H80ZM54 234V233H53ZM52 234V235H53ZM88 234V233H87ZM87 234H84L82 236V238L80 240H84L88 235ZM51 235V236H52ZM67 235V234H66ZM65 235V237H67ZM79 235V233H78ZM136 236L137 239L140 237L142 239L139 238L138 242H137V239L134 240V238L132 236ZM213 234H211L212 236ZM55 236V235H54ZM57 236V234H56ZM59 236V235H58ZM76 236V234H75ZM80 236V235H79ZM84 236H86L84 238ZM96 236V237H97ZM62 237V236H61ZM60 237V238H61ZM63 237L61 239H63ZM64 237V238H65ZM70 237H74V236H70ZM89 237V236H88ZM87 237V238H88ZM95 238L91 239L92 240V245H95L99 248L98 244H100L99 242L101 241H95ZM213 237H215V235H213ZM48 238V237H47ZM50 238V236H49ZM53 238V237H52ZM50 238V239H52ZM59 238V240H61ZM68 238V237H67ZM91 238V237H89ZM88 238V239H89ZM74 239V238H73ZM72 239V240H73ZM78 239V237H77ZM87 239V240H88ZM104 239V240H103ZM49 240V239H47ZM54 240H56V238H54ZM69 240V239H68ZM71 240V239H70ZM82 240V242H83ZM86 240V239H85ZM214 240V239H213ZM58 241V240H57ZM65 241V239H63L61 242ZM67 241V240H66ZM90 241V240H89ZM88 241V242H89ZM216 240H214L215 242ZM60 242V241H59ZM69 242V241H68ZM73 242V241H71ZM81 242V244H82ZM65 242H63L64 244ZM70 243V242H69ZM69 243L66 245L67 248L69 247ZM74 243V242H73ZM87 243V242H86ZM66 244V243H65ZM80 244V247H82ZM88 244V243H87ZM86 244V246H87ZM238 244V245H240ZM9 245V243H8ZM78 244H73V246H76L77 248H79L77 246ZM84 245H85V242H84ZM83 245V246H84ZM89 245V244H88ZM91 245V244H90ZM89 245V246H90ZM91 245V248L93 249ZM4 248L5 246L7 245H3ZM10 246V245H9ZM72 245H70L71 247ZM89 246L88 249H86V251L89 250ZM94 246V247H95ZM102 246V244H101ZM100 246V247H101ZM237 246V245H236ZM16 246H14L15 248ZM96 247V248H97ZM103 248V253L101 256H103L104 254V250H106V248ZM254 247L255 250L252 248ZM2 248V247H1ZM0 248V249H1ZM34 248V247H33ZM32 248V249H33ZM36 248V247H35ZM72 248V247H71ZM74 248V247H73ZM76 248V250H77ZM84 248V247H83ZM82 248V249H83ZM86 248V247H85ZM90 248V249H91ZM95 248V249H96ZM15 249H18V248H15ZM14 249V250H15ZM69 249V248H68ZM81 249V248H80ZM79 249V251H80ZM100 249V248H99ZM13 249L9 248V247H6L5 250H1L0 252V259H1V262L0 264H26L25 263V253L23 254V259L21 257L18 258L17 254H15L13 251ZM20 250V249H19ZM70 250V249H69ZM75 250V253L77 252ZM94 250V249H93ZM98 250V249H97ZM121 250V251H120ZM17 251V250H16ZM15 251V252H16ZM21 251V250H20ZM73 251L74 253V250H71ZM70 251V252H71ZM78 251V252H79ZM91 250H89L90 252ZM96 251V250H95ZM94 251V253H95ZM107 251V254L108 252L110 253V250H106ZM105 251V252H106ZM112 251V250H111ZM117 251V252H118ZM35 252V250H34ZM98 252V251H96ZM17 253V252H16ZM38 253V252H37ZM74 253V254H75ZM83 253V252H82ZM86 253V252H85ZM85 253H84V256L83 254L80 255L77 259H79V262L76 258L74 259H71V261L67 260V261H63V260H60V261H63L61 262V264H74L75 261L76 263L75 264H81L80 263V260H82L83 262L86 261L87 263L89 264H92L93 260L96 259L94 258L92 260L89 259L91 257L90 253L86 254V256L88 255L89 258L87 259L85 257ZM92 253V252H91ZM76 254H80L79 253H76ZM75 254V257L77 256ZM93 254V253H92ZM112 255V252L110 253ZM118 255V253H116ZM120 254V253H119ZM39 255V254H38ZM41 255V254H40ZM95 254H93L94 256ZM117 255H114V259L117 260V261H121V259L123 258H126V256L124 255H121V256H124L123 258L120 259V257H117ZM252 255V256H251ZM61 256V255H60ZM87 256V257H88ZM96 256V255H95ZM106 256V254H105ZM33 257V256H32ZM44 257V256H43ZM42 257V258H43ZM64 257V256H63ZM21 258V259H20ZM34 258V257H33ZM41 257L38 259V261L36 262V264H47V262L45 263L43 261V258L42 259ZM66 258V257H64ZM62 258V259H64ZM68 258V257H67ZM66 258V259H67ZM101 258V257H100ZM104 257H102L103 259ZM107 258H109V255L107 256ZM111 258V256H110ZM255 258H259L260 261L256 260ZM36 260V258H34ZM25 260V261H24ZM46 261V259H44ZM59 260V258H58ZM74 260V263L72 262ZM101 260V259H100ZM108 260V259H107ZM111 260V259H110ZM124 260V259H123ZM133 260V261H134ZM262 260V261H261ZM27 263L31 264L30 260L27 259ZM48 261V260H47ZM50 261V260H49ZM106 261V260H103V262ZM109 261V260H108ZM107 261V262H108ZM113 261V259H112ZM116 261V262H117ZM33 262H35L33 260ZM82 262V263H83ZM96 262V261H95ZM97 262H98V258H97ZM115 262V263H116ZM123 262V261H121ZM50 263V262H49ZM60 262H58L59 264ZM100 263V262H99ZM97 263V264H99ZM110 263V262H108ZM107 263V264H108ZM135 263V261H134ZM34 264V263H32ZM54 264H57L54 262ZM84 264V263H83ZM86 264V263H85ZM104 264V263H103ZM136 264V263H135Z\"/></svg>",
    "mask_w": 264,
    "mask_h": 264
},
{
    "label": "rangeland",
    "instance_id": "374dc122",
    "mask_svg": "<svg viewBox=\"0 0 264 264\" xmlns=\"http://www.w3.org/2000/svg\"><path fill=\"white\" fill-rule=\"evenodd\" d=\"M29 1H31V2H29ZM28 1V3H26L25 4V7H26V11L28 12L27 14H30L29 12H32L33 10V12L32 13H36L35 15H40V14H42L43 15V13L45 12V9L46 10H50V11H53L54 9H53V7H59L58 9H60L61 10V12H62V14L63 15H66V16H69V18L70 17H73V18H75L76 16H77V18L79 19V18H81V15L80 14H82L83 13V17H85V16H87L86 14L88 13V15H90L89 17L90 18H93L92 19V22H89V24H88V26L85 24L84 26L86 27V28H88V27H94V30L93 31H95V32H97L98 30H100V33L101 32H103V31H101V27L102 26H104L105 28H112V27H114V25H115V28L116 27H119V28H121L123 31H125V33L124 34H126L125 36H127V35H129L130 33H131V30H132V32H134V31H138V33H140L141 35H142V37H143V40L145 39V41H146V44L148 45V46H146V47H143V49L139 52V54H140V56H141V59L140 60H138L136 63H129V65H128V67L126 68V69H119L117 66H116V64L119 62V61H121V64L122 63H128L129 61H127L126 59H121L122 57H121V51H119L118 50V48H117V45H115L114 43H113V45L111 44V38L112 39H120V37H122V34H120V35H117V36H115L117 33H118V31L116 32V34H114L113 36H112V34L111 33H106V32H104L103 33V35L106 37H104L103 35H101V36H103V37H101L102 39H103V42L105 43V45L107 44V46H106V48H105V45H104V47L103 48H98V47H100L99 45H97V43L98 42H96V40H100L101 38H99V36H100V34H99V36L98 35H96V36H94L93 38H95L94 39V42H96L95 44H94V46L96 47H94L93 46V49H91V51L89 52V55L92 53V55H90L89 56V58L87 59L86 58V60L85 61H80L79 63L80 64H82L81 66L83 67V63L82 62H85L84 64H86L87 62H88V64L90 63H92V64H95L94 66H95V68H99L100 66H105L106 67V69H107V72L105 73V80H108L109 81V83H108V85H107V87H106V89H104L102 92H100L99 93V95L97 94V95H93L92 97H88L85 101V104H86V106H85V104L84 103H82L85 107H83V105H81V104H79L77 107H75L74 108V106L72 107V105H68V106H66V105H64V104H62L61 105V100L60 99H62V98H66L67 96L65 95H63V94H61L60 96H61V98H60V96L59 95H57L56 93H54L53 91L51 92L50 91V89H47L48 91L46 92V90H43V89H40V86H38V88H37V86H35L34 85V82H32V80L34 79H32L31 77H34V74L31 72V71H29L28 72V69L30 70V69H32L31 67H32V65H31V63L29 64L28 63V61H26V58H27V60H29V58H28V55L30 56V55H32L35 51V53H39V55H40V57H42V56H46L48 59L50 58V57H52L53 56V54H54V51L53 50H50V49H48V51H43L44 53H40V49H37V48H39V46L38 45H36V47L34 48V49H32L31 51L32 52H30L29 51V54L28 53H26V50L25 49H18V50H16V51H13V52H15L14 54L15 55H18L19 56V59H18V56H16V58H13L11 55H10V53L9 52H6L4 55H3V57H4V60H8V59H10L11 57V62L9 61L8 62V67L10 66V67H13L15 70V72H12L10 75H6L4 72H3V68H1L0 69V129H1V131H0V141H3L4 143V145H6L5 146V149L7 148V150L5 151V149H2L1 150V148H0V154H2V156H1V159H0V180H1V184H0V192H2V196L4 197V196H6V194L9 192L10 194H17V195H20V193L21 194H25V193H27L32 187H33V185L31 184V182L29 181L30 180V178L32 177V176H34V175H37L38 174V177L39 178H41L42 180H41V182H44L43 184H46V187L48 188L47 189V193H46V191H44L43 190V192L41 193V194H37V192H36V195H35V193L33 192V193H31V194H29V195H27V199L25 198V200L28 202L29 200V202H31V205H30V207L32 206V207H34V208H32L31 207V209L33 210H35L34 211V213L33 214H31V216L33 217L32 219H31V216L30 217H28V218H30V220L28 219V222H26V223H24L23 222V225H22V223H21V221H22V219H20L21 221H15V220H7V219H3V218H0V252H1V250H5V248L6 247H9V248H11V249H15V248H18V249H15L13 252L15 253V254H17V256H18V254H19V256H18V258L19 257H21L22 259L24 258L25 260V263L26 264H29V263H27V262H29V261H27V259L28 260H30V261H32V262H30L31 264L32 263H34V264H36V262L38 261V259L41 257H43L44 259H46V261L43 259V261L46 263L47 262V264H54V262L55 263H57L58 264V262H60L59 264H61V262H63V261H67V260H69V261H71V259H74V258H78L80 255H82L83 254V256H84V253H85V257L88 259L89 258V256L91 255V257L89 258V259H91L92 257V260L94 259V258H96V259H94L92 262V264H97V263H99V264H107L108 262H110V263H108V264H137V261H139V260H134V259H136L137 257L136 256H133L132 258H130L129 259V257H127L125 254L126 253H124L123 252V254L121 253V252H119L118 250V252L116 251L115 252V249H113V248H109V249H107L109 246H108V240H106V242H102L100 239H99V237L100 238H102L100 235L99 236H94L93 235V237H92V235L90 236V234L91 233H89V232H87V233H84L85 231H86V229H84L83 228V230H84V232H83V230L81 229V228H79L76 224H78V222L80 221V222H83L84 223V225L85 226H87L88 225V227H91L92 226V228H94L95 226H94V224L92 225V223H94L95 222V224H96V222H97V225H100V226H103L102 225V219H101V221H100V218L99 217H101L100 216V214H99V216L97 215L98 214V212H99V209L97 210L96 209V211H95V214H93L94 212H93V210H91V203L90 202H92V198L90 197V196H88L87 195V197H85V198H88V200H86V202L87 203H89V206H88V210L85 212L84 211V214H82V215H84V218L85 217H87L86 219H84L83 218V216H81V213L79 212V213H77V215H75V216H73L72 217V215L74 214L70 209H67V208H64L63 207V200L66 198L65 197V195L62 193L63 192V188H62V185L60 184V183H62V181L64 180V179H66V177H65V175L66 174H64L63 172H66V173H68V174H71V175H68V176H70L69 178H67V180L68 179H71V181H75L73 184L75 185V186H77L78 185V188L79 187H82V185H80V183L81 182H83L82 184H83V189L81 190L83 193H84V191L86 192L87 191V188L88 187H91V184L93 183V185L94 184H97L96 182H100V186H102L103 185V188H106L107 187V189H109V190H111V191H109V192H111V194L110 195H113V196H111V199H115V198H117L118 197V199H119V202H120V204H119V206H117V210L116 211H111L108 215H106V218H105V220H107L108 219V221H106V222H110V221H112V223L113 222H115L116 220V222L114 223L115 224V227H120V226H122V230H124V231H128V228L129 227H133V226H136V227H134L135 229H139V227H140V225H142V222H143V217H144V212H143V210H141L140 208H138V206H137V204H136V201H135V203H134V200H133V197H134V199L135 200H137V193H138V195L141 193V194H143L144 196H147L148 194L149 195H151V194H153L154 193V190H156V189H154L155 187H156V183L159 181L158 179H159V169L162 167V165H164V168L166 167V169L164 170L168 175H169V178H170V180H169V185L171 186V188L169 187V189H170V191H168V193L170 194H172V199H173V204H174V206H175V208L176 209H178V207L180 206V210H182V211H178V212H181V214L182 213H186L187 212V220L191 217V213L192 212H194V211H198V208L196 207V206H192V199H194L195 197H197V193H198V191H200V190H197L193 185H197V181H194L193 180V175L191 174V169H192V167L194 168V169H197V170H199L200 168H202L203 169V173L205 174H203L202 173V175H204L205 177H210V182H209V184L207 185V187H206V191L205 190H203V194H202V196L203 195H205V196H203V198H202V200L204 201V200H206V201H204V204H205V202H206V205L208 204V206H210V201L212 200V202L214 201L215 202V204H216V202H217V204L215 205V206H221L220 204H221V202H222V199L225 197L224 195L226 194L227 196L228 195H230V189H229V181H230V176H232V175H234V177H231V179L233 180V181H237V182H235L236 184L242 179V181L243 182H241L240 181V186L238 185H236L235 183V185H236V187H241V186H243V185H245V187L243 188V190H242V192H243V194L245 195V194H247L246 195V198L245 199H247V197L249 198L248 200H249V202H247V203H249L248 205H247V211H248V213H249V215L243 220V222H242V224H246V223H249L250 225H252V226H255V225H258V224H260L261 222L262 223H264V180H259V177H260V175H262L261 177H263V179H264V174L262 173V174H257L258 172H257V167L256 166H254L253 164L251 165V163H249L248 164V160L246 159V158H244V162L245 163H247V165L245 164V166H244V162L242 163L241 162V159H243V157H238V156H236L235 154H233V156H236V158L235 157H233V159L234 160H236V159H239L240 161H238L237 163H241V164H235V162H234V160L232 159V154L231 155H229V154H226V153H224L223 151H221L223 148V146L225 145V144H227V142H232V138H233V136L231 135V133H229V131L227 130V128L225 127L224 128V126H222V125H217L216 123H215V119H216V117L217 116H223V117H225V115L227 116V111L224 109V110H219L218 112H216L215 111V109H208V108H206V109H203L202 111H192L191 113L189 112V111H187L189 114L187 115V118H185L184 120L182 119V120H178V119H176V120H173V121H171V120H168V122H166L165 124H164V122L161 120V119H159V118H157V119H159V121L157 122L155 119H156V116H155V118L154 117H152V116H149V118L147 117H145V116H141L140 115V117L142 118L143 117V119H141L139 116L137 117V115H138V112H139V110H137V109H141L140 107H134L133 105H134V103L132 102V103H126V104H123L122 106H120V108H118V109H116V107H114V106H112V107H104V105H103V102H104V100L106 99V98H108V97H110V96H113V95H115V93H116V99H119V97L120 96H123V93L125 94V93H127V92H129L130 91V89H133V93H135L134 91H137V88H138V93H139V98L140 97H142L144 94H143V92H141V90H145V89H147V87L145 88V86H146V84H148V83H153L152 82V79H154L153 81L154 82H158L159 80H161V78L162 79H164L163 77H165L166 79H164V81H170V80H174V78H178L177 77V75H176V73L178 72V69H179V63H178V61H177V55H174V56H171V55H173V53L172 52H175V47L173 48V43H170L171 41H163V39H164V35H162L163 33L161 32V28H160V26H158V25H160L159 24V18L157 19V17H156V20H154L153 22H155L154 24H152L151 23V25H150V22H148V21H143V19H137V21H135V22H137V23H135L134 24V21H131V19H132V16H129V14H119L118 12H115V9H113L112 7H109V4H108V2H101V5H102V7L104 8V12H103V16L105 17H103L104 19H105V21H104V23L103 24H105V25H109L110 27H106L105 25H100L99 24V22H101V24H102V22L103 21H98V17H96L97 15L95 14V12H94V10H88L87 12H85V11H83L82 13L80 12V10L82 11V9L81 8H79L80 6L77 4V3H75V0H41L40 2H37L36 0H29ZM47 1V3H45ZM81 1H83L84 2V0H81ZM86 1V0H85ZM174 1V0H173ZM179 1L180 0H175V2H176V4H178L179 3ZM186 1V2H185ZM250 1V2H249ZM254 3H253V2ZM260 1V0H259ZM264 0H261L260 2H258V1H256V0H184V2H183V0H181V2H180V5H179V7H181L182 9H183V14L185 13H187L188 15H185V16H187L188 18H186L187 19V21L189 22L190 21V23H191V29H190V35H189V48H190V53H191V55H193L194 56V54H195V56L196 57H198V55H199V53H201L202 54V58L203 57H205L206 59H209L210 61L213 59V58H215V57H213L215 54H213V55H211L210 56V52H212V50H215V49H221L222 47H224V49L225 50H228L229 49V51L231 52V55H233V54H236L234 57V59H236V62H240L241 60H242V58L243 57H241V55L242 56H244L245 55V57H244V60L246 61H244V60H242L243 62H242V64H243V67H242V76L239 78L240 79V81H243V82H245L246 83V85H244V83L243 82H241L242 83V85H241V83L239 82V81H237V80H234L235 82H234V86H238V87H241L242 86V88L241 89H243V91H245L246 92V95L248 94V95H250V96H259L264 90H261L262 88L264 89V2H263ZM178 2V3H177ZM183 2V3H182ZM2 3V0H0V9L2 8V5H3V3ZM29 3H31L32 5H30L29 6ZM262 3V4H261ZM104 4V5H103ZM55 5H57V6H55ZM251 5V6H250ZM263 6V8H262V6ZM52 6V7H51ZM79 6V7H78ZM184 6V7H183ZM247 6H249V7H251V8H249V7H247ZM254 6H258L257 8H255ZM28 7H31V8H28ZM56 8V9H57ZM259 8H261V9H259ZM18 9H21V7H19ZM55 11V10H54ZM53 11V12H54ZM79 11V12H78ZM43 12V13H42ZM77 12L79 13V16H78V14H77ZM89 12H90V14H89ZM86 13V14H85ZM118 13V14H117ZM189 13H190V15H189ZM55 13H53V15H54ZM76 14V15H75ZM37 15V16H38ZM115 15V16H114ZM183 15V16H184ZM55 16V15H54ZM75 16V17H74ZM92 16V17H91ZM128 16V17H127ZM57 17V16H56ZM131 17V18H130ZM117 18H118V20H117ZM119 18H120V20H121V23L120 22H118L119 21ZM130 18V19H129ZM95 19V20H94ZM128 19V20H127ZM45 21H47V23L49 22L48 21V19H44ZM145 20V19H144ZM59 21V20H58ZM107 21V22H106ZM46 23V22H45ZM46 23V24H47ZM126 23L129 25V24H131L132 26L131 27H129L128 25H126ZM133 23V24H132ZM49 24V23H48ZM92 25V26H89V25ZM155 24H157V25H155ZM99 25V26H98ZM117 25V26H116ZM154 25V26H153ZM98 28H97V27ZM101 26V27H100ZM121 26V27H120ZM149 26V27H148ZM156 26V27H155ZM92 27V28H93ZM154 27V28H153ZM159 27V28H158ZM81 29L82 28V30H80V32H84L85 30H86V28H84L83 27V25H82V27H81V25H79L78 27H77V29ZM124 28V29H123ZM155 28H158V29H160V31L158 30L157 31V29H155ZM85 29V30H84ZM141 30V32H140V30ZM144 29V31H142ZM151 30V32L149 31V30ZM152 29H154V30H152ZM127 30V31H126ZM130 30V31H129ZM147 30V32H145ZM129 31V32H128ZM153 31V32H152ZM78 32V31H77ZM149 32V33H148ZM155 32V33H154ZM156 32H159V34L158 33H156ZM57 33V32H56ZM128 33V34H127ZM143 33V34H142ZM153 34V35H151V34ZM70 34H72V33H70ZM106 34V35H105ZM124 34H123V37L122 38H124L125 36H124ZM148 34H150V35H148ZM157 34V36L156 37H158V40L160 39L161 41H157V38L155 37V35ZM110 35L112 36V37H110ZM147 35L150 37V40H154V41H152V43H154V44H150V42H148L149 41V37H147ZM35 36H37L36 34H35ZM110 38H109V37ZM118 36H119V38H118ZM160 36H163V38L161 39V37ZM35 38V37H34ZM58 39V35H57V37H55V39ZM106 40H105V39ZM148 38V39H147ZM155 38V39H154ZM108 40V41H107ZM157 42H159V43H157ZM158 44V46L156 45V44ZM161 43V44H160ZM109 44H111V45H109ZM168 44V45H167ZM171 44V45H170ZM152 46V48H151V46ZM150 46V47H149ZM156 47L155 49H154V47ZM163 46V47H162ZM217 46V47H216ZM228 46V47H227ZM166 48V49H165ZM227 48V49H226ZM104 49V50H103ZM152 49H154V51L152 50ZM164 51H163V50ZM223 49V48H222ZM37 50H39V52H37ZM165 50H167V51H165ZM17 51H19V52H17ZM22 51V52H21ZM25 51V52H24ZM53 51V52H52ZM160 51H162V53L160 52ZM21 52V53H20ZM42 52V51H41ZM166 52V53H165ZM195 52V53H194ZM18 53V54H17ZM25 53H26V57L25 56H23V55H25ZM51 54V53H53V54H51V56L49 55V54ZM161 53V54H160ZM197 53V54H196ZM20 54V55H19ZM169 54H170V56H169ZM201 54L199 55L200 57L199 58H201ZM212 54V53H211ZM42 55V56H41ZM48 55V56H47ZM160 55V56H159ZM204 55V56H203ZM209 55V56H208ZM247 55V56H246ZM44 56V57H45ZM50 56V57H49ZM162 56H163V58H162ZM166 56V57H165ZM207 56V57H206ZM216 56V55H215ZM25 57V58H24ZM44 57H42V58H44ZM45 57V58H46ZM92 57V58H91ZM160 57V58H159ZM164 57L167 59V58H169V60H172L173 62H171V61H168V60H166V59H164ZM174 57V58H173ZM237 57V58H236ZM251 57V58H250ZM44 58V59H45ZM47 58H46V60H41V62H43V64H44V62L46 61H48V62H50V61H52L53 60V62L55 61H57V62H61V60L58 58V59H56V60H54V58L52 57V58H50L49 60H47ZM158 58V59H157ZM176 58V59H175ZM199 58H197V59H199ZM212 58V59H211ZM240 58V59H239ZM24 59V61H26L25 62V64H24V62L22 61ZM161 59V60H160ZM164 59V60H163ZM239 59V60H238ZM15 60V61H14ZM89 60V61H88ZM158 61V63H156V61ZM163 60V61H162ZM165 61H166V63H165ZM46 62H45V64H46ZM69 62V61H68ZM160 62V63H159ZM162 62V63H161ZM176 62V63H175ZM249 62H251L250 63V67H248V65H249ZM15 63V64H14ZM100 63H101V65H100ZM164 63V64H163ZM21 64V65H20ZM27 64V65H26ZM61 64V63H60ZM106 64V65H105ZM177 64V65H176ZM254 64V66H252ZM66 65H68V66H70V63L68 64V63H66ZM98 65V66H97ZM17 66V67H16ZM18 66H20V67H18ZM28 66H30L29 68H28ZM246 66V67H245ZM252 66V67H251ZM16 67V68H15ZM73 67H75V66H73ZM81 67V68H82ZM108 67V68H107ZM148 69H147V68ZM12 68V69H13ZM23 68V69H22ZM257 68H259L258 70H257ZM225 70L227 69L226 67L224 68ZM249 69V70H248ZM251 69H252V71H251ZM20 70V71H19ZM25 70V71H24ZM72 70H73V68H72ZM169 70V71H168ZM173 70V71H172ZM228 70H230V69H228ZM246 70V71H245ZM17 71V72H16ZM23 71V72H22ZM81 71V70H80ZM168 71V72H167ZM3 72V73H2ZM24 72H25V74H24ZM29 74H28V73ZM165 72V73H164ZM168 74H167V73ZM243 72L245 73V72H248L247 74H249V75H247L246 73L243 75ZM15 73H17V75L19 76V74H20V78H18V76H17V78H16V74ZM254 73V74H253ZM21 74H23V75H21ZM31 74V75H30ZM175 74V75H174ZM30 75V76H29ZM33 75V76H32ZM164 75V76H163ZM235 75H236V73H235ZM255 75L257 76V77H255ZM22 76V77H21ZM27 76H29V78L30 79H28L27 78ZM247 76H249L248 78H247ZM251 77H252V79H251ZM155 78L156 79H158V80H156L155 81ZM168 78H170V79H168ZM243 78H244V80H243ZM247 78V79H246ZM168 79V80H167ZM175 79V80H176ZM224 79V78H223ZM146 80V81H145ZM148 80V81H147ZM150 80V81H149ZM247 80V81H246ZM34 81V80H33ZM237 81V82H236ZM251 82V84H250V82ZM145 82V83H144ZM148 82V83H147ZM189 83H188V89L190 90L191 89V91L190 92H192L193 94H195V92L197 93V88L195 87V84L192 82V80L191 79H189V81H188ZM33 83V84H32ZM193 84V85H192ZM235 84H237V85H235ZM248 84V85H247ZM34 85V86H33ZM154 85V84H153ZM241 85V86H240ZM251 85V86H250ZM243 86H245L244 88H243ZM134 87H135V89L136 90H134ZM190 87V88H189ZM36 88V89H35ZM140 88H142L141 90H139ZM8 91H7V90ZM13 89H16V90H14L13 91ZM38 89V90H37ZM233 89H234V92H233ZM4 90H6V91H4ZM42 90V91H41ZM119 90V91H118ZM194 92H193V91ZM196 90V91H195ZM12 92V94H13V92H15L14 93V95H12L11 94V92ZM132 91V90H131ZM10 92V93H9ZM20 93V96H19V93ZM50 92H51V94H50ZM122 92V93H121ZM232 92V93H231ZM260 92V94H258ZM52 93H54V94H52ZM118 93H121V95H118ZM138 93H135L136 95H138ZM142 93V94H141ZM229 93H231L230 95H228V96H226L227 98H229V103H228V105L230 104V102H232L230 105L231 106H235V108L234 107H231L230 106V108H229V110L231 111V112H233L232 114H233V116L235 115V111L236 110H238V105L240 104V110H241V112H240V115H239V117H241V118H243L244 117V113H245V111L243 110L242 111V103H241V99H237V100H234L235 98H236V96H237V93L236 94H234L235 93V87H232V89L230 90V92ZM18 94V95H17ZM257 94V95H256ZM13 96V98H12V96ZM53 95V96H52ZM55 95V96H54ZM70 95V94H69ZM117 95H118V97H117ZM11 96V97H10ZM18 96V97H17ZM53 97V98H51V97ZM58 96V97H57ZM64 96V97H63ZM54 97H55V99H54ZM235 97V98H234ZM256 97H254V98H256ZM232 98H234L233 100H232ZM7 100H9L8 102H6ZM59 100V101H58ZM88 100H89V102H88ZM53 101V102H52ZM56 101V102H55ZM55 104V103H59V104H57V108L58 107H60V108H56V104L55 105H53V104ZM6 104V105H5ZM47 104V105H46ZM237 104V105H236ZM46 105V106H45ZM59 105V106H58ZM7 106V107H6ZM55 106V107H54ZM63 106H64V109H63ZM71 107V109H70V107ZM236 106H238V107H236ZM54 107V109H55V112H54V109H52ZM68 109H67V108ZM130 107H132L133 108V111H132V108H130ZM6 110H5V109ZM51 108V109H50ZM81 108H83V109H81ZM105 108H107V109H105V112H104V109ZM108 108H111V110H115V111H113V114L112 113H109V112H111L110 111V109L108 110ZM137 110V112L134 114V111H135V109ZM233 108V109H232ZM237 108V109H236ZM50 109V110H49ZM73 109V110H72ZM82 110V112H84V113H82L81 112V110ZM85 109V110H84ZM88 109V110H87ZM95 109H97V110H95ZM235 109V110H234ZM3 110V111H2ZM65 111V113L66 112H68V111H71V115H66L65 116V113H64V111ZM76 110H78L77 112H76ZM87 110V111H86ZM91 110H93V111H91V114H88L87 116L85 115V114H87V113H90V111ZM95 110V111H94ZM102 110V111H101ZM207 110V111H206ZM211 110H214V111H211ZM228 110V111H229ZM7 111V112H6ZM9 111V112H8ZM16 111H18L17 113H14V112H16ZM48 112V113H46V112ZM58 111V112H57ZM109 111V112H108ZM119 112V113H117V112ZM229 111V112H230ZM50 112V113H49ZM54 112V113H53ZM61 112V113H60ZM104 113V114H106L107 113V115H105V116H107L106 118H107V120L105 121L103 118L101 119V120H103V122L105 121V123H107L108 124V126L109 125H111V124H115V123H117V125H119V127L121 128V130H123L122 132L124 133H122L124 136V140L126 141V142H128L129 140L131 141V140H135L134 142H136L137 144H138V148H140L141 150L142 149H144L145 151H146V153H144L145 155H143V163H142V165H141V167L139 168V169H136V171H135V169H127V171L125 170V168H123V170H122V168H118V167H116L115 169H112L110 172H108L109 170H106V169H102V168H97L96 166H95V168H94V166L92 165V167H91V165H89L88 166V164H86L87 166H88V171L87 170H85V169H87V166H85L84 165V163H79V162H76L75 161V164H71L70 162H72V163H74V161H68L67 162V166L66 165H64V167H62V166H59V168H54L53 167V164H54V162H55V157H53V158H48V157H46L44 154H42V153H37V152H35L34 150H33V148L35 147H42V148H47L48 147V145L49 146H54L55 144H56V137H58V138H60V136L61 135H65L66 137H74L73 136V132H71V130H72V125H73V123L72 122H75V121H80V120H83L84 119V124L86 125L87 124V126L89 127V129H91L92 130V133L94 134V133H96V134H94L95 135V138H97V140L99 139V135L100 134H98L99 133V131L98 130H96L97 128V126H98V122H99V120L100 119H97V118H92L94 115H96V114H101V113ZM116 114H115V113ZM194 112V113H193ZM196 112H198V113H196ZM216 112V113H215ZM224 112H226V113H224ZM9 113H11L10 115H9ZM18 113H19V115H18ZM51 113H53V114H51ZM59 113L60 114H62V113H64V114H62V115H60L59 116ZM81 113V114H80ZM111 114V115H109V114ZM47 114V115H46ZM49 114V115H48ZM57 114V116H55ZM73 114V115H72ZM80 114V115H79ZM137 114V115H136ZM196 114H197V117H196ZM217 114V115H216ZM219 114V115H218ZM224 114V115H223ZM15 115H17V117L19 116H22V117H18V118H14V116ZM118 115V116H117ZM199 115V116H198ZM252 116L253 115H256L255 113L253 114H251ZM250 115V117H252ZM49 116H51V117H49ZM53 116V117H52ZM61 116L64 118H61ZM80 116V117H79ZM83 118H82V117ZM96 116H98V115H96ZM100 116V115H99ZM98 116V117H99ZM113 116V117H112ZM135 116L137 117V118H135ZM233 116H231V117H233ZM26 118V120L24 119V118ZM54 117H57V118H54ZM67 117V118H66ZM95 117V116H94ZM249 117V118H250ZM256 117H258L257 119H256ZM51 120H50V119ZM55 119V120H53V119ZM79 118H82V119H79ZM105 118V119H106ZM108 118H109V121H108ZM110 118H112V119H110ZM139 118V119H138ZM153 120H152V119ZM160 118H161V116H160ZM227 118V117H226ZM22 119H24V120H21ZM48 121H47V120ZM58 119V120H57ZM90 119H93V121L92 120H90ZM144 119H145V121H148V122H146L145 123V121H144ZM149 119H151V120H149ZM189 121H188V120ZM257 121H255V120ZM18 122H17V121ZM95 120V121H94ZM98 120V121H97ZM101 120H100V122H101ZM114 120H116L115 122H114ZM187 120V121H186ZM252 120V121H251ZM251 120H249L252 124L251 125H253V127L256 125V128L257 129H259L258 131L260 132L261 131V134H262V137L264 138V114L262 115H256V116H253L252 117V119ZM254 120V121H253ZM24 121H26V123L24 122ZM71 121V122H70ZM86 121V122H85ZM90 121V122H89ZM142 121V122H141ZM150 121V122H149ZM156 121V122H155ZM174 121H176V122H174ZM178 121V122H177ZM179 121H180V123H181V125H180V123H179ZM185 121H186V123H185ZM201 121V130H192V128L190 127V126H196V124H198V122H200ZM23 122V123H22ZM52 122V123H51ZM68 122H69V124H68ZM95 122V123H94ZM109 122V123H108ZM121 122V123H120ZM163 123V125H162V123ZM256 123V124H254V123ZM97 123V124H96ZM139 123V124H138ZM143 123H145V124H143ZM150 125H149V124ZM152 123V124H151ZM153 123H154V125H153ZM158 123V124H157ZM160 123V124H159ZM179 123V124H178ZM185 123V124H184ZM53 124V125H52ZM63 126H62V125ZM96 124V125H95ZM149 125V126H147V125ZM155 124H157V125H155ZM8 125H10V127H8ZM18 126L19 127V125H24V127H23V130L21 129L22 127H19V129H18V127H16V126ZM59 125H60V127H59ZM96 126V127H94V126ZM27 128H26V127ZM69 126V127H68ZM122 126V127H121ZM6 127V128H5ZM11 127H13V128H11ZM15 127V128H14ZM59 127V128H58ZM62 127H64V129H62ZM68 127V128H67ZM71 127V128H70ZM20 131H17V129ZM56 128H58V129H56ZM65 128H66V131L67 132H65ZM95 128V129H94ZM190 128V129H189ZM3 129H4V131L5 130H7L8 131V133H7V131H5L6 132V135H5V132H3ZM15 131H14V130ZM13 130V131H12ZM55 130V131H54ZM62 130V131H61ZM68 130H70V133H69V131ZM93 130H94V132H93ZM176 130H177V132H176ZM179 130H181V133H180V135H179ZM10 131L11 132H13V133H10ZM22 131V132H21ZM73 131V130H72ZM95 131H97V132H95ZM179 131V132H178ZM192 131V132H191ZM18 132V133H17ZM24 132H29L28 133V135L30 136H28L26 133H24ZM52 133V137L50 138V140H53L51 143H49L50 142V140H49V138L48 137H50L49 135H51V133ZM64 132V133H63ZM15 133H16V135H15ZM48 133V134H47ZM67 133V134H66ZM204 133L205 134H208L207 136H209V138H212V139H210V143H208V144H203L202 142H201V140H200V138H201V136H203L204 135ZM2 134H4V135H2ZM17 137V140L19 139V140H21V142L18 140V142L16 141V142H14V140H16V137L14 138V135ZM22 137H20L19 135ZM22 134V135H21ZM68 134H70V135H68ZM177 135V136H175V135ZM230 134V135H229ZM7 135L9 136V139L7 138ZM13 135V136H12ZM27 135V136H26ZM68 135V136H67ZM5 138H4V137ZM18 136H19V138H18ZM44 136V137H43ZM54 136V137H53ZM96 136H98V137H96ZM182 136V137H181ZM199 136H200V138H199ZM211 136V137H210ZM1 137L2 138H4V139H1ZM29 137V138H28ZM34 138V140L33 139H31V142H29V143H26V142H28V141H26V140H30V138ZM145 137V138H144ZM169 138L168 139V141H171L172 139V142L170 143V142H168L167 141V139H165V141H164V139H162V138ZM179 137H181V138H183L182 139V141H181V138H179ZM8 139V141L7 140H5V139ZM24 138V140H25V145H26V147L25 146H22V145H20V144H23L24 145V140H23V142H22V139ZM27 138V139H26ZM53 138V139H52ZM57 138V139H58ZM126 138V139H125ZM132 138V139H131ZM134 138V139H133ZM199 138V139H198ZM13 139V140H12ZM43 141H42V140ZM146 139H148V140H146ZM175 139V140H174ZM177 139V140H176ZM234 139V138H233ZM11 140V141H10ZM33 140V141H32ZM45 140V141H44ZM49 140V141H48ZM180 142H179V141ZM197 140V141H196ZM200 140V141H199ZM212 140V141H211ZM213 140H215V143H214V141ZM39 141H40V143H39ZM54 141H55V143H54ZM129 141V142H130ZM174 141H176V143H174L173 144V142ZM199 141V142H198ZM5 142H7V143H5ZM14 142V143H13ZM36 142H37V144H36ZM46 142V143H45ZM166 142V143H165ZM170 143V144H168V143ZM179 142V143H178ZM211 142H213V143H211ZM10 143H13L12 145H13V147H12V145L10 144ZM18 143V144H17ZM41 143H43V144H41ZM52 143H54V144H52ZM183 143V144H182ZM8 144V145H7ZM29 144V145H28ZM32 144V145H31ZM41 144V145H40ZM168 144V145H167ZM172 144V145H171ZM15 145H16V147H15ZM18 145V146H17ZM20 145V146H19ZM30 145H31V149H29L30 148ZM143 147V148H141V146ZM147 145V146H146ZM181 145H182V147L184 148V150H181V149H183L182 147H181ZM184 145V146H183ZM10 146V147H9ZM29 148H28V147ZM34 146V147H33ZM45 146V147H44ZM140 146V147H139ZM147 147V149H146V147ZM148 146H150L149 148L152 150H150L149 148H148ZM175 148V150H171V148ZM187 146V147H186ZM9 147V148H8ZM12 147V148H11ZM33 147V148H32ZM145 147V148H144ZM152 147V148H151ZM186 147V148H185ZM14 149V150H13ZM20 149H22V151H20ZM178 149H180V150H178ZM19 150V151H18ZM33 152H32V151ZM147 150H149V152L151 153V155L149 156L148 154H147ZM8 151V152H7ZM16 151V152H15ZM18 151V152H17ZM25 151H28L27 153L25 152ZM29 151H30V153H29ZM169 151H170V153L172 154V156H171V154L169 153ZM179 151V152H178ZM183 151V152H182ZM184 151H185V153H186V151H187V154H185L184 153ZM11 152V153H10ZM22 154H20V153ZM148 152V153H149ZM173 152V153H172ZM175 152V153H174ZM222 152H223V154H222ZM23 153H25V154H23ZM149 153V154H150ZM10 154V156L9 157H7L8 155ZM17 154V155H16ZM178 154V155H177ZM181 154H183L184 155V157L183 158H181ZM226 156H225V155ZM6 155V156H5ZM17 157H16V156ZM25 155V156H24ZM40 155H42V156H40ZM146 155H148V157L146 156ZM226 157H224V156ZM229 157H228V156ZM4 156V157H3ZM13 158H12V157ZM20 158H19V157ZM27 156V157H26ZM35 156V157H34ZM180 156V157H179ZM6 157V158H5ZM22 157V158H21ZM25 157V158H24ZM152 157V158H151ZM238 157V158H237ZM41 158V159H40ZM46 158V159H45ZM151 160H150V159ZM185 158V160H183ZM223 158V159H222ZM229 158V159H228ZM241 158V159H240ZM7 159V160H6ZM38 159V161H39V159H40V161H39V164H38V161L37 162H35L36 160ZM54 159V160H53ZM149 159V160H148ZM232 159V160H231ZM245 159H246V161H245ZM14 160H16V162H17V165H16V162L14 161ZM23 160H26V161H23ZM42 160V161H41ZM181 160H183V161H186V165H184L183 163H181V162H183V161H181ZM21 161V162H20ZM25 162L26 164L28 163V161H29V163H32V164H28V165H26L25 163H23V162ZM149 161H150V163H149ZM181 161V162H180ZM217 163H216V162ZM228 161V162H227ZM229 161H233L234 163L233 164H235L234 165V167H233V165L229 162ZM11 162V163H10ZM64 162V161H63ZM152 162H154V163H152ZM213 162H215V163H213ZM226 162H227V164H226ZM36 165H35V164ZM70 163V164H69ZM160 165H159V164ZM228 163H230L231 165L230 166H228ZM11 164H13V166L11 165ZM25 166H24V165ZM152 166H151V165ZM157 164H158V168H157ZM162 164V165H161ZM190 164V165H189ZM191 164H192V167H191ZM243 164V165H242ZM19 165V166H18ZM79 165V166H78ZM155 165V166H154ZM239 165H241V166H243V167H251V168H248V170H249V172L250 171H252V172H250V173H248V170H247V167L244 169L243 167H241V166H239ZM249 165V166H248ZM10 166H12L11 168H10ZM18 166V167H17ZM42 166V167H41ZM66 166V167H65ZM71 166V167H70ZM73 166H74V168H75V170H73L74 168H73ZM81 166V167H80ZM85 166V167H84ZM238 166V167H237ZM252 166H253V169H252ZM22 167V168H21ZM62 167V168H61ZM70 167V168H69ZM83 167H84V170H82L83 169ZM156 168L155 169V171L153 170V168ZM240 167V168H239ZM256 167V168H255ZM14 168V169H13ZM16 168L17 169H20V170H16ZM31 168V169H30ZM33 168H36V169H34V170H32ZM61 168V169H60ZM73 168V169H72ZM81 168V170H79ZM98 170H97V169ZM118 168V169H117ZM243 168V169H242ZM23 169V170H22ZM57 169V170H56ZM59 169V170H58ZM90 169V170H89ZM91 169L93 170V169H95L94 171H91ZM99 169L101 170V172H99V173H97L98 171H99ZM142 169V170H141ZM145 169V170H144ZM158 169V170H157ZM237 169V170H236ZM238 169H240V171H238ZM55 170V171H54ZM64 170V171H63ZM78 170V171H77ZM97 170V172H95ZM105 171V173L103 172V171ZM119 170V171H118ZM122 170V171H121ZM243 170V171H242ZM244 170H245V173H244ZM254 170H255V172L256 173H254ZM31 171H33L32 173H31ZM39 171V172H38ZM43 173H42V172ZM59 171V172H58ZM61 171H63V172H61ZM70 171V172H69ZM73 171V172H72ZM133 171V172H132ZM153 171V172H152ZM157 171V172H156ZM238 171V172H237ZM31 173V175H30V173ZM55 172V173H54ZM57 172V173H56ZM61 172V173H60ZM77 173V175H75L76 173ZM108 172V173H107ZM116 172H118V175H117V173ZM128 172H131L130 174L128 173ZM134 172H136V173H134ZM214 172V173H213ZM217 172V173H216ZM231 172H233V173H231ZM242 172H243V174H242ZM248 174H247V173ZM37 173V174H36ZM40 173V174H39ZM60 173V175H62V177H63V180H60V178L62 179V177L60 176V175H56V174H59ZM63 173V174H62ZM100 173H103V176H102V174H100ZM153 173V174H152ZM158 173V174H157ZM170 173V174H169ZM211 173H213V174H211ZM216 173V174H215ZM219 173H220V175L222 176H220L219 177ZM222 173V174H221ZM225 173V174H224ZM228 173V174H227ZM27 174H28V176H27ZM32 174H34V175H32ZM52 174H53V176H52ZM55 174V175H54ZM79 174V175H78ZM110 174V175H109ZM115 174L118 176H115ZM136 174V175H135ZM207 174H208V176H207ZM210 174V175H209ZM236 174H237V176H236ZM246 174V175H245ZM15 175V176H14ZM49 175H51V177H52V180H51V177L49 176ZM84 177H83V176ZM97 175V176H96ZM109 175V176H108ZM112 175V176H111ZM113 175H114V177H113ZM128 175V176H127ZM214 175H215V177H214ZM224 175V176H223ZM228 175V176H227ZM230 175V176H229ZM242 177H241V176ZM245 175V176H244ZM257 175H259V176H257ZM27 178V180L29 181V183H28V181L25 179V177ZM48 178H47V177ZM56 176V178H54ZM59 176H60V178H59ZM67 176V177H68ZM74 176V177H73ZM79 177V178H76V177ZM82 176V177H81ZM99 176V177H98ZM101 176V177H100ZM109 177L108 179H107V181L108 182H105V181H103V177ZM124 176H126V177H124ZM158 176V179L156 178ZM217 176V177H216ZM239 176V177H238ZM247 176V177H246ZM11 177V178H10ZM15 177H17V178H15ZM71 177H73V178H71ZM111 177V178H110ZM113 177V178H112ZM122 179H121V178ZM219 177V178H218ZM236 177V178H235ZM260 177V179H262ZM13 178H15V179H13ZM80 178H81V180H80ZM96 178H97V180H96ZM100 178V179H99ZM102 178V179H101ZM128 178H129V180H128ZM212 178H217V180H218V182H216L217 183V185H216V183H213L214 185H212ZM223 180H222V179ZM237 179V180H235V179ZM238 178H240V180L238 179ZM245 178V179H244ZM21 179V180H20ZM89 179V180H88ZM113 179H114V181H113ZM117 179H121L120 181L119 180H116ZM150 179V180H149ZM155 179V180H154ZM194 179H195V177H194ZM221 179V180H220ZM244 179V180H243ZM5 180V181H4ZM10 180V181H9ZM13 180H15V181H13ZM17 180V181H16ZM58 180V181H57ZM77 180H79L78 182H77ZM96 180V181H95ZM110 180V181H109ZM112 180V181H111ZM196 180V179H195ZM239 180V181H238ZM11 181H12V184H11ZM48 183H47V182ZM56 181V182H55ZM95 181V182H94ZM126 181V182H125ZM150 181H151V183H152V185H151V183H150ZM194 181V182H193ZM223 181V183H221ZM226 181H228V182H226ZM259 181V182H258ZM262 181V182H261ZM4 182V183H3ZM9 182V183H8ZM18 182H21V184H19ZM46 182V183H45ZM51 182H53V183H51ZM57 182H59V184L57 183ZM76 182L78 183V184H76ZM92 182V183H91ZM114 182V183H113ZM196 182V183H195ZM6 183V184H5ZM13 183H16L15 185L13 184ZM89 184V186H88V184ZM105 183H106V186H105ZM113 183V184H112ZM193 183V184H192ZM221 183V184H220ZM225 183V184H224ZM241 183L243 184V185H241ZM9 184V185H8ZM31 185V187L30 186H28V185ZM42 184V183H41ZM48 184H49V186H48ZM53 186H52V185ZM58 184V185H57ZM119 184V185H118ZM154 184V185H153ZM193 186V188H192V186ZM219 184V185H218ZM255 184V185H254ZM257 184H258V186H257ZM17 185V186H16ZM27 185V186H26ZM57 185V186H56ZM84 185H85V187H84ZM87 185V186H86ZM92 185V186H93ZM111 185V186H110ZM113 185V186H112ZM114 185H116V186H114ZM216 185V186H215ZM3 186V187H2ZM20 186L22 187V188H20ZM60 186H61V188H60ZM126 186V187H125ZM152 186H153V188H152ZM215 186V187H214ZM260 186V187H259ZM15 187V189H13ZM30 187V188H29ZM54 187H56V188H54ZM58 187V188H57ZM87 187V188H86ZM115 187V188H114ZM124 187V188H123ZM162 187V186H161ZM213 189H212V188ZM2 188H3V190H2ZM12 188V189H11ZM23 188H25V189H23ZM111 188V189H110ZM113 188V189H112ZM194 188H195V190H194ZM252 188H254V189H252ZM258 188H260L259 190L256 189ZM261 188H262V190H261ZM5 189V190H4ZM10 189V190H9ZM21 189H23V190H21ZM58 189H61V190H59L60 191V193H59V191H57ZM142 189V190H141ZM150 189V190H149ZM153 189V191H151ZM172 189V190H171ZM245 189V190H244ZM251 189V190H250ZM7 190V191H6ZM15 190V191H14ZM25 190H27V191H25ZM51 190V191H50ZM125 190V191H124ZM128 190V191H127ZM149 190V191H148ZM160 190L162 191V189L160 188ZM256 190V191H255ZM260 190L261 191H263V192H260ZM4 191V192H3ZM19 191H21L20 193H19ZM57 192V193H55V192ZM62 191V192H61ZM80 191V192H81ZM130 191L133 193L134 192V195L133 194H131L130 193ZM139 191H140V193H139ZM152 193H151V192ZM160 191V192H161ZM195 191V192H194ZM210 191V192H209ZM7 192V193H6ZM25 192V193H24ZM52 192V193H51ZM127 192H129V193H127ZM144 192V193H143ZM150 192V193H149ZM201 192V191H200ZM199 192V193H200ZM204 192H206V193H204ZM5 195H4V194ZM50 193H51V195H50ZM53 193H54V195H53ZM58 193H59V196H58ZM125 193H127L128 194V198H127V194H125ZM228 193V194H227ZM45 194V195H44ZM57 194V195H56ZM61 194H63V195H61ZM116 194V195H115ZM31 195V196H30ZM32 195H34V198H33V196ZM39 195V196H38ZM41 195V196H40ZM43 195V196H42ZM48 195V196H47ZM28 196H29V198H28ZM48 198H47V197ZM49 196H51L50 198H49ZM54 198H53V197ZM57 196V197H56ZM115 196V197H114ZM132 196V197H131ZM152 196V195H151ZM206 196H208V197H206ZM210 196H212V197H210ZM37 197H39L37 200H36V198ZM44 197V198H43ZM47 199H46V198ZM59 197V198H58ZM62 197H64V199L62 198ZM136 197V198H135ZM212 198V199H210V198ZM41 198L42 199H46L47 201H48V203L46 204V206H45V208H48V211L49 212H51V214L48 212V213H46V211L45 212H43V214H45L46 216H44L43 214H42V216H40L38 213L41 211V208H43V207H40V208H38V206H40V204L42 203V202H45L44 200H42L41 201ZM61 198H62V200H61ZM206 198V199H205ZM214 198V199H213ZM31 199H32V201H31ZM37 201V203L35 204V200ZM52 199L53 201H55L56 200V203L54 202L53 203V201H51L50 202V200ZM55 199V200H54ZM209 199V202H207V200ZM251 199V200H250ZM34 200V201H33ZM58 200V201H57ZM91 200V201H90ZM216 200V201H215ZM224 200V199H223ZM41 203H40V202ZM183 201V202H182ZM33 202V203H32ZM57 202H59V203H57ZM93 202H95V200L93 201ZM118 202V203H119ZM246 202V201H245ZM251 202V203H250ZM40 203V204H39ZM51 203H53V205H51ZM218 203H219V205H218ZM35 204V205H34ZM49 204V205H48ZM54 204H55V206H57V205H59V206H57V207H55L54 206ZM135 204V205H134ZM36 205H37V207H36ZM48 205V206H47ZM178 205V206H177ZM191 205V206H190ZM53 206H54V208H53ZM135 206V207H134ZM183 206V207H182ZM185 206V207H184ZM190 206V207H189ZM62 207V210H63V212H65L64 213V215L62 214L63 212H62V210L61 209H59V208H61ZM194 209H192V208ZM197 209H196V208ZM207 206H204V207H201L202 209H204L205 208V211H204V215H203V218L199 221L198 219H195V217H191V219H192V221L195 219L196 221H193L192 222V224H191V229L189 230V231H191V232H193V235L196 237V240H197V245H199V244H202L203 242H207V241H210V242H213L214 244H213V251L215 252V255L216 256H218L220 253H222V252H228L229 250H231L232 252V254H236V256L239 254V256H244V254H245V256H248V254L245 252L246 250H244L242 247L240 248V246H241V244H240V238L241 237H243L244 236V230H242V231H240V232H238L235 236H233L232 238H233V240L232 241H230V244L231 245H227L226 244V241L225 242H223V243H220L219 242V240H220V236H219V234L218 235H216V233L213 231L215 228H212L214 225L213 224H211V223H213L212 222V220H211V218H210V214H209V212H208V210H207V208H206ZM36 208H37V210L39 211V212H36ZM138 208V209H137ZM187 208V209H186ZM188 208H190L191 209V212H190V214H189V216H188V213H189V211H190V209H189V211H188ZM58 211H57V210ZM69 210V211H67V210ZM140 209V210H139ZM43 210V209H42ZM56 210V212H54ZM65 210V211H64ZM185 212H184V211ZM193 210V211H192ZM55 213H53V212ZM60 211V212H59ZM58 212H59V214L60 215H57L58 214ZM69 212H71V213H69ZM36 213H37V215H36ZM57 213V214H56ZM86 213H88V215L86 214ZM111 213H112V215H113V217H112V215H111ZM114 213V214H113ZM118 213V215H116V214ZM54 214V216H50V215H53ZM63 216H62V215ZM120 214V215H119ZM142 214V215H141ZM146 214V213H145ZM180 214V213H179ZM34 215H35V217L38 219H36V218H34ZM69 215V216H68ZM71 215V216H70ZM86 215V216H85ZM91 215H92V217H91ZM96 215V216H95ZM178 214H174V215H172V217L174 216H177ZM208 215H209V218H208ZM47 216H49V217H47ZM56 216H60V217H56ZM65 216V217H64ZM77 216V217H76ZM116 216V217H115ZM117 216L119 217L118 219H117ZM122 216H124V218L122 217ZM47 217V218H46ZM51 217H52V219H51ZM53 217H54V219H53ZM55 217H56V219H55ZM69 219H68V218ZM75 217H76V219H75ZM81 217V218H80ZM91 217V219H88V218H90ZM109 217V218H108ZM110 217H112V219L114 220H111V218ZM169 217L172 219V217L169 215ZM25 218V217H24ZM41 218V219H40ZM59 220H58V219ZM62 218H66V227L65 226H63L62 224H64L65 223V220L64 219H62ZM75 220H74V219ZM77 218L79 219V220H77ZM98 218H99V222L97 221L98 220ZM132 218H134L135 219V222L133 221V219ZM136 218H138V219H136ZM176 218V217H175ZM207 218V219H206ZM36 219V220H35ZM72 219V220H71ZM82 219V220H81ZM120 219H122V220H120ZM125 219V220H124ZM50 220V221H49ZM70 222H69V221ZM89 220H92V221H89ZM96 220V221H95ZM118 220H119V223H118ZM132 220V221H131ZM138 220V221H137ZM176 220L177 221H179L180 220V215L176 218ZM205 220V221H204ZM263 220V221H262ZM6 221V222H5ZM14 221V222H13ZM33 221V222H32ZM60 221H62V222H60ZM68 221V222H67ZM104 221V220H103ZM120 221H122L125 225H123V223L122 222H120ZM141 221V222H140ZM204 222V223H202V222ZM12 222H13V225H12ZM31 222V223H30ZM53 222H55V223H53ZM57 222V223H56ZM59 222V223H58ZM64 222V223H63ZM73 222V223H72ZM86 222L88 223L87 225H86ZM101 222V224H98V223H100ZM196 222V223H195ZM201 222V223H200ZM209 222H210V225H211V228L213 229H211L210 228V226H209ZM9 223H11L10 225H8ZM18 223V224H17ZM53 225H52V224ZM61 223V224H60ZM70 223V224H69ZM104 223H105V221H104ZM103 223V224H104ZM117 223V224H116ZM128 223V224H127ZM130 223H132V224H134V225H131ZM135 223H137V224H135ZM199 223V225L200 226H198L197 224ZM206 223H208L207 225H206ZM55 224V225H54ZM59 224V225H58ZM76 225L75 227L73 226L72 227V225ZM113 224V225H114ZM118 224H119V226H118ZM121 224V225H120ZM130 224V225H129ZM241 224V223H240ZM239 224V225H240ZM16 227H15V226ZM18 225H20V226H18ZM32 225V226H31ZM61 225L63 226V227H61ZM70 225V226H69ZM96 225V226H97ZM117 225V226H116ZM127 225V226H126ZM213 225V226H212ZM28 226V227H27ZM31 226V227H30ZM52 226H53V228H52ZM69 226V227H68ZM241 226L242 225H240V228H241ZM56 227H58V228H60V230L58 229V228H56ZM65 227V228H64ZM125 227H127V228H125ZM71 228V230H72V232H71V230H69ZM74 228H78L77 230L76 229H74ZM86 228V227H85ZM141 228V227H140ZM255 228V227H254ZM54 229H56V230H54ZM65 229H68L69 231H67L66 230V233H64L63 231L65 230ZM73 229H74V231H73ZM90 230L91 228H87V230ZM130 229V228H129ZM54 230V231H53ZM88 230V231H89ZM208 230V231H207ZM209 230H212L213 232H209ZM24 231H26V232H24ZM57 231L59 232L60 231V234L59 233H57ZM61 231H62V233H64V237H65V235L68 237H63V234L61 233ZM76 231H79V232H76ZM207 231V232H206ZM81 232V233H80ZM82 232H83V234H82ZM90 232H93V231H90ZM54 233V234H53ZM78 233H79V235H78ZM244 233V234H243ZM53 234V235H52ZM56 234H57V236H56ZM75 234H76V236H75ZM84 234H87L89 237H91V238H89L88 236V238L86 237V236H84V238L86 239H82L83 240V242H82V240H80L81 238H82V236L84 235ZM211 234H213V235H215V237H213V235L211 236ZM52 235V236H51ZM55 235V236H54ZM59 235V236H58ZM49 236H50V238H52V239H50L49 238ZM63 237V239H65V241H63V242H65L64 244H63V242H61L63 239H61L62 237ZM70 236H74L73 238L72 237H70ZM48 237V238H47ZM61 237V238H60ZM77 237H78V239H77ZM96 237V239H95V241H101V242H99L100 244H98V246H99V248L97 247V246H95V245H92V240L91 239H93V238H95ZM133 238H134V240L135 239H137V237L136 236H132ZM54 238H56V240H54ZM59 238L61 239V240H59ZM140 238V237H139ZM139 238L137 239V242H138V240H139ZM47 239H49V240H47ZM69 239V240H68ZM71 239V240H70ZM73 239V240H72ZM88 239V240H87ZM140 239H142V238H140ZM216 240L215 242H214V240ZM58 240V241H57ZM67 240V241H66ZM90 240V241H89ZM94 240V239H93ZM104 240V239H103ZM60 241V242H59ZM70 243H69V242ZM71 241H73V242H71ZM89 241V242H88ZM81 242H82V244H81ZM84 242H85V245H84ZM90 245H92V247H93V249L91 248V245L89 246L87 243ZM8 243H9V245H8ZM69 243V249L67 248V244ZM107 245H106V244ZM73 244H78L77 246L79 247V248H77L76 246H73ZM80 244H81V246L82 247H80ZM86 244H87V246H89L90 248H89V250H91L90 252H89V250L88 251H86V249H88V247L86 246ZM101 244H102V246H101ZM238 244H240V245H238ZM3 245H7V246H5V248H4V246ZM70 245H72L71 247H70ZM84 245V246H83ZM103 245H106V250H110V253L112 252V255L108 252V254H107V251L106 250H104V254H103V256H101L102 255V251H103ZM237 245V246H236ZM14 246H16L15 248H14ZM95 246V247H94ZM101 246V247H100ZM34 247V248H33ZM36 247V248H35ZM74 247V248H73ZM84 247V248H83ZM86 247V248H85ZM97 247V248H96ZM33 248V249H32ZM76 248H77V250H76ZM81 248V249H80ZM83 248V249H82ZM96 248V249H95ZM254 250H255V248L254 247H252ZM21 251H20V250ZM79 249H80V251H79ZM98 249V250H97ZM17 250V251H16ZM34 250H35V252H34ZM71 250H74V253H75V250L77 251L76 253H79L80 252V254H76L77 256L75 257V254L73 253V251H71ZM98 251V252H96V251ZM100 250H101V252H100ZM112 250V251H111ZM17 253H16V252ZM71 251V252H70ZM79 251V252H78ZM94 251H95V253H94ZM106 251V252H105ZM38 252V253H37ZM83 252V253H82ZM95 254L94 256H93V254ZM25 253V254H24ZM88 253H90V255L88 254ZM116 253H118V255L116 254ZM120 253V254H119ZM23 254L25 255L24 257H23ZM39 254V255H38ZM41 254V255H40ZM86 254H88L87 256H86ZM105 254H106V256H105ZM61 255V256H60ZM109 255V258H107V256ZM114 255H117V257H120V259L121 258H123L124 256H126V258H123V259H121V261H123V262H119V261H117V260H115L114 258ZM121 255H124V256H121ZM36 258V260L33 258ZM68 257L67 259L66 258H64V257ZM110 256H111V258H110ZM252 256V255H251ZM37 257H38V259H37ZM101 257V258H100ZM102 257H104L103 259H102ZM20 258V259H21ZM58 258H59V260H58ZM62 258H64V259H62ZM97 258H98V262H97ZM101 259V260H100ZM109 261H108V260ZM111 259V260H110ZM112 259H113V261H112ZM256 260H258V261H260V259L259 258H255ZM33 260L35 261V262H33ZM48 260V261H47ZM50 260V261H49ZM60 260H63V261H60ZM78 260V262H79V259H77ZM103 260H106V261H104L103 262ZM135 261V263H134V261ZM96 261V262H95ZM108 261V262H107ZM117 261V262H116ZM262 261V260H261ZM0 262H1V259H0ZM50 262V263H49ZM73 263H74V260L72 261ZM83 261L82 260H80V263L81 264H89V263H87L86 261H84L83 263H82ZM116 262V263H115ZM75 263H76V261H75ZM74 263V264H75Z\"/></svg>",
    "mask_w": 264,
    "mask_h": 264
}]
</instances>
